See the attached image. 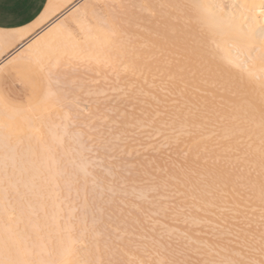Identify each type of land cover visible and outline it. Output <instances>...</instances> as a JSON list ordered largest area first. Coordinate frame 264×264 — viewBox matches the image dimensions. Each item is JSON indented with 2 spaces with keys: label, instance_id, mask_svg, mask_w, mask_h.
<instances>
[{
  "label": "bare ground",
  "instance_id": "obj_1",
  "mask_svg": "<svg viewBox=\"0 0 264 264\" xmlns=\"http://www.w3.org/2000/svg\"><path fill=\"white\" fill-rule=\"evenodd\" d=\"M82 1L72 5L70 7V10L68 9V12L65 14V16L66 15L69 16L71 14L72 18L70 16L69 20L73 21V19H75L73 17H75V15H76V17L79 15L78 18H76L77 20L75 19L76 21H74V22H76L75 24H77V26H79L80 28L82 27L81 29L84 31V35H85L84 41H86L88 43L91 42L90 44H92V45H90V46H93V48L95 47L94 51L92 49L93 53L90 52V54H89V51L86 52L89 55V57H87V59L90 58L89 64L91 62H93V65L91 63L89 65V67L93 66L94 68H96L98 66L97 69L100 71L101 70L103 71L104 68L105 69L107 68L106 69V70H108L107 72L110 73V71H111L110 74H112V76L109 75L108 73H106V75L113 77L112 79H115L114 76L116 74H117V76L118 75L121 76L119 78L117 77L118 78L117 82H119V84L115 85L114 84L115 80L113 82H111L112 81L111 77H109L110 78L109 79L106 75L104 76V72H106L104 70L102 72V74H103V77H105V78H103V82L105 84L102 82L103 83V85H102L103 90L101 89L102 91L100 90V92L106 93L105 88H107L108 86L109 87L112 86L111 84H108V83H113V85H115V86H113L115 88V91L117 89L116 88L117 86H121V87H118L119 89L122 88V84L120 83V80H122V79H126V80H124V82L126 81L125 83L127 85H129V87H130V85L132 86L133 82L136 83L135 85L133 84L134 86H132L131 90L129 88L130 92L132 93V94L131 93H129V94H131V95L126 93L127 91L129 92V90L127 89V86L125 87L126 91H125V89H123V92L125 91V93H123L121 89H120L121 92H118L120 95L122 93L124 95L127 94L126 95L127 97H124V98L129 99V101L124 100L125 102L123 101L124 98L122 100H119V101H121V103L123 101V103H122L123 105H121L120 102L117 103V104H119V106L117 104L115 105V97H117L119 95L117 92H116L117 94L113 93V95H115L114 97L112 96L114 98L112 101H114V102H113L112 106L110 103V106L113 109L112 111H114L113 114L115 113L114 114L115 118L118 117V115H119V117L117 119L120 118V121L119 120L116 121L115 118H114L115 119L114 121L116 123L117 122L121 123V126L119 128L122 131H120L119 128L116 126L118 123L116 124V123H114V121L112 123V118H109L110 116L105 114V110H103L104 112L101 111L102 109H105V107L103 108L102 105H101V108L99 107L100 110H98V112L100 111V113H98V114H102V116L101 115L98 116V114H97V117H95L96 119L98 117H100L102 120H104L105 117L107 116L106 118H109V119H106L104 121L112 123V125L107 124V125H110L107 127L108 129L106 127L102 128V130L105 129L102 131L103 133H105V135H104L105 140H103L104 138L102 137L103 133L101 135L98 134L99 132L97 133V135L100 138H102V140L104 142L108 141L107 142L108 145H106V142H105V146H107V147H105L107 149L106 153H108V152L110 153V154L108 153L109 155L106 154L107 157L108 156L109 157H115L114 156V155H116L115 153H117V155H118L119 151H121L120 153H122V155H123L124 154L123 150L126 149L125 151H128V149L131 148L132 146L136 149V152L138 153V150L141 149V148L140 149H138V148L140 146L142 147V145H141L142 142L146 138H148L147 135L149 134L150 131L152 132L153 129L156 131V133H158L157 131H159L158 135L157 134H153V135L154 136L157 135L159 137V134L161 133L160 134V136H161L160 140L164 139L163 141H166L167 135H171V133L169 131L173 132L172 134L174 135V137L169 136L170 138L167 137V140H171V138H174V141L173 140L166 141L165 147L168 144L171 145L173 142H176L177 146L174 143H173V145H171V147L175 145L174 146L175 150L173 149V147H172V149L174 151H176V153H178L177 152L178 149L181 150L183 148L182 150H185L186 148H189L188 153L187 152L185 153L187 158L185 157L184 154H183V157H181V158H183V160L181 158H178L179 156L177 157L178 154L177 155L175 154L176 155L175 157L178 158L177 160L180 159L179 161H181V164L184 162V159L186 158L185 162L187 164L186 167H188V168L186 169V171H182L181 174H177L175 176V180L177 179L175 182V184L177 185L175 187V189H177L179 186L180 189H178V191L181 193L179 194L177 190L176 191L178 194L176 192H174L175 190L171 191L173 196L178 195L180 197L182 195L180 199L185 200L186 202L184 201V203H182L183 201H181V203H180V200H179V198H177V196H175L174 198H176L177 201L179 200L178 203H177V201L175 202V200L172 196H171V199L174 200V203L172 202V200L169 201L170 198H168L169 197L168 195H170L171 192L169 194V192H168L169 187L166 188V186L163 184L164 183L163 180H165V182L168 181L169 178H166L167 177L166 175H168V177H170L172 179L171 175H173L174 171L170 172V170L172 171V169L175 168L176 164L179 162H176V164L175 163L172 164L170 162L171 159H169V158H171L170 154H169V157H167L168 155H166V154L164 155L163 153L162 154L164 156H162V154H160V155L158 154L159 152L164 151V150H162V148L164 149V147L162 146L161 141H160V143H161L160 146H158L160 143H158V145H157L156 142H154V141H153V143H155V144H153L152 140L149 141V143L147 142V140L144 141L147 144H145L143 142L144 143L143 146H146V145H149L152 143L153 145H155L157 147V149H158V147H161V151L158 152V150H160V148H159L157 150V152H155L156 150L153 149L154 146L152 144L150 147L152 150H148V148L145 149L144 147H142L143 151H145V152H142V150L139 151L140 155H139V153H138V155L141 157H138L139 159H137V160H139L140 162L135 159V157H137L138 155L135 156V152H134L135 149L133 150V147L131 149H129L130 151L133 150V152L131 151L132 152L131 153L129 151L128 153L130 156H131V154L134 153L133 155L135 157L134 156L130 157L129 155H126L128 153L125 152L126 153L125 155L130 158V159L128 158L130 160V162L128 163V161H129L128 160L127 163L128 164H130V163L134 164L135 166L132 165L131 167L130 166L128 167L126 162L124 163V161H120L121 160L120 158L122 157V155H118L119 157L120 156L121 157L120 158L116 157L117 161L114 162L115 164L113 163V165H112V166H114V168L116 167L115 165L118 166L117 167L118 169L115 168L117 170L116 172H117L118 176H116V172L113 171L114 169H112L111 170L112 174L115 172V174H113L112 177L114 179H116L117 177L118 178L123 177V175L121 176L120 174H122L124 172L125 173L129 172L128 169L129 168L132 169V167H133V170L134 169L135 170L140 169L139 172L137 170L136 171L132 170L133 173H131V175L136 174V173L138 174L140 172L145 171L142 174L144 176L145 173H147V175H145L146 180L150 177H154V179L158 180L157 183L162 185L161 188L164 185V187L167 189V190H164V194L162 193V195L160 197L164 196L166 198L168 196L166 198L168 202L166 201L165 198L163 199V197H162L163 200L158 201V203L161 202L160 205L162 204V201H163V203L164 202L166 203V205H165L166 207H169L172 209L173 206H175L176 209L175 208H173V209L177 210V211H178V209H180V212L183 209L180 208L179 204H181V206L185 205L184 206L185 208L187 207V205H190L188 207L189 211L192 210L191 211L192 214L188 216V218L190 220L186 216H185L186 218H184L186 220H184L183 218L180 219L181 216H183L182 213L184 212V210L181 212V214H180V212L176 211L179 214V216H177V213L174 210H171L168 208V210H170V212L167 213L168 211H164V209L162 210V207L164 206L163 204H162V206H159L158 203H155V204H158L156 206L160 207V208H158L159 211H158V209H156L158 211L157 215H161L162 212L164 211V214L167 213L168 215L169 214L171 215L169 217H172V216L175 217V218H171L172 220L170 221L169 217L166 215L167 218L165 217V223L168 226L166 228V224L165 223L162 224V222L160 220L162 217L164 218V216L163 215L160 216L159 217L160 219L158 220L159 224H158V221H156V225H159L158 228L161 227V224L162 225L165 224L161 228L162 229L165 228V230L167 229V231H168V230L172 229V228L169 229V227L172 223H175L174 219L177 218L176 219L177 221L178 220H184V221H178V223L180 222V225L182 226L181 228L177 222H176V224L178 226L175 224L171 225V227L175 226V228H173V230H171V231H173V234H174L171 236V238L174 237L173 239L176 238L175 240L177 241V239L180 236L179 239H181L182 241L184 240L183 243H181V244H183L182 249H183V246L185 245V242L187 241L186 247H188V250H192V251H190L191 254H194L193 253L194 250H198L197 259L200 258L201 259V260L199 259L200 261L197 259H194L193 255L190 256L191 254L189 252H187L188 250L186 251V249H185L184 251H185V253H189L190 255L189 254L187 255V254L183 253V251H182V256L187 257V258L185 257L187 260V261L186 260L185 261L188 262L189 264H191L192 262H193V264H199V262H201L200 264H202V263L210 264V262H213V261L216 262V264H229V262H235V264H264V221H263L262 227L257 228V227L249 226L253 222V220L250 218V216L257 215V213H258L257 211H254L256 209H260L261 211H263L262 216L264 219V101L261 100L260 91L258 88V81L262 76H264V0H199V3L209 6V7L201 8V9L186 8L185 5L189 4L191 2V0H120V1L118 0L120 2L119 3L120 6L117 5L118 2H116L117 4H115L116 0H113L114 4L117 5L116 7H119V9L117 8L118 12H114V13H116L117 18L119 20V26L117 27L115 32L112 31L111 25H109L108 27H103V26H100L97 23V21L92 22L91 25L84 23L83 22V14H84L85 8L82 7V5L83 6L86 5L84 3H85V1L87 3V0H82ZM92 1L94 2L96 0H92ZM97 1H99V0H97ZM104 1H106V0H104ZM113 1H111V2L113 3ZM95 3L97 4V2H95ZM108 3H110V2H108ZM108 3L106 2V5ZM112 3H110V4H112ZM69 4H71V0H61L60 5L58 4L57 7H53L50 4L51 7L48 8L47 15L43 16L42 19L40 20V22L36 26H34L32 29L19 31V32H16V34H13V36L11 37L12 41L14 42V43L11 42V44L13 43L12 46H11V44H10V46L9 45L7 46L8 43L6 44L5 41L3 42L1 40V42H3L2 47H7L4 49L2 48V50L3 51L5 50L7 52L9 49L12 50V47L14 45H17V44H15V41H17L16 43H20V41H22L23 39L25 40V38H27L31 33H34L33 32L34 30L36 31V29L40 28L42 25H44L49 20V18H51L55 14H58L59 12H61L67 5L69 6ZM100 4H101V2H100ZM106 5L104 4V6H106ZM73 6H75V7H73ZM108 7H110V6H107V8ZM96 9H98V8H96ZM96 9H94V10H96ZM108 9H110V8H108ZM88 11L90 12L89 8H88ZM91 11L93 12V9ZM92 12H90V14H92ZM97 12L98 11L96 10V13ZM102 12H104V11H102ZM109 12L106 15L109 16L110 15ZM111 13L113 14L112 10H111ZM116 15L114 14L115 17H116ZM65 16L57 17L56 20H54L53 22L48 24L45 28H43L42 31L37 36L35 35L36 37L33 40L30 39L31 42H28L27 44H25L23 46L26 49L25 52L22 50L23 48L21 50H19V52H20L19 55H18V53L15 52L17 54L16 56L21 55V57L16 58V56H15V58L21 59L26 54V56H27V58L25 56L26 60H28L30 58L33 60V59H36V57H38L37 59H40L39 56L42 55V57H43L44 53H45L44 59L46 57L50 58L52 53L60 54V55H58L60 57L62 55H65V54H61V53L64 52V53L68 54L69 52H71L70 50L72 48L74 50L77 49L76 52L79 51V53H81L82 50H79L78 46L77 47L75 46V45L80 44L79 41H78V44L75 43L77 41V39L71 40L74 42L75 48L74 47L70 48V45H68V43H66L67 47L63 46L64 42L68 38L67 36H69V34H70L72 26H74V25L71 26L69 23H67V21H66V23L68 25L64 23L65 21L62 22V19ZM196 16H199L201 18L202 24L198 25L195 23L194 19H192V18L196 17ZM212 16L215 17V20H213L211 18ZM93 19H94V17H93ZM81 24L83 26L84 25L85 26L83 27ZM143 33H145V35ZM35 34H36V32H35ZM151 35H153V37ZM4 40H6V39H4ZM8 41L10 42V40H8ZM68 41H69V39H68ZM4 45H6V46H4ZM20 46H22V45H20ZM80 47H82V46H80ZM42 49H43V52L45 51L44 53L41 52ZM45 49L47 50V52ZM73 49H72V51H74ZM2 50H1L2 53L0 52L1 53L0 57L2 56V54L7 53V52L4 53ZM22 51L25 53V54L22 53L24 56H22V54H21ZM38 52L39 53L41 52L42 54L40 53V55H39ZM12 53H14V52H12ZM74 53H75V51L73 53L71 52V54H74ZM77 53H75V56ZM37 54L39 56H36ZM69 54L67 55V57L69 56ZM84 54H81V55H84ZM77 55L79 56L80 54H77ZM86 55H85V57H86ZM34 56H36V57H34ZM71 57H74V55H72ZM76 57H74V58H76ZM13 58H14V56H13ZM52 58L53 57H51L50 59L52 60ZM74 58H72V60H74V64H75V60H77V59L79 60L80 57L79 58L77 57L76 59H74ZM91 58H93L94 60ZM95 58H96L97 62L95 61ZM22 59H24V58H22ZM54 59H56V58H54ZM42 60H43V58H42ZM42 60L40 59V61H42ZM70 60H71V58H70ZM5 61H7V60H5ZM44 61H46V60H44ZM48 61L49 60L47 59V62ZM61 61H62V59H61ZM0 62H2V60ZM47 62H45V63L47 64ZM5 63H8V62H5ZM5 63H1V64L3 65ZM79 63L82 64L83 61L79 62ZM81 64H79V65H81ZM65 65H67V64H65ZM84 65H87V64L85 63ZM87 66H86V68H87ZM108 67H109V69H108ZM63 70H66V69H63ZM112 71L115 74H113ZM121 73H123L125 75H123ZM122 75L125 76L126 78L125 77L122 78ZM249 75L251 76L253 81L257 82V87L255 89L242 87V84L247 83ZM127 77H128V79H131V80H128ZM107 79H109L111 81H108ZM127 80L131 81L132 83H130V82H129L130 84L127 83L128 82ZM105 81H108V83L106 84ZM143 82H144V84L142 87ZM137 83H139V86L137 85ZM104 85H108V86H104ZM124 86L125 85H123V87ZM135 86H138V87H135ZM141 87L144 89V91L142 90L141 94H140V92H139V94H134V93H138V91L134 92L132 90H134L135 88H136L135 90H137V89L140 90ZM119 89L117 91H119ZM142 92L144 93L143 95H145V96L147 95V96L143 97ZM134 95H137V96H134ZM0 96H1L0 97V112H1L0 113L1 114L0 115V125H1L0 127L3 129V134L6 133V135H7L9 133L7 136L4 135L5 137H2V138H4V140L2 139V141L5 142L7 139H9V136H11V134L13 132H14L13 134L15 136H13V134H12L11 137H13V138L10 137L11 140L9 139L10 142L7 141L8 144L14 143V141H12V140H17L15 142L17 144L18 140L24 136L21 134L22 133L21 130L16 128L17 125L15 123L18 122L17 120H20V122H24V120H25V122L27 124L30 123V126H29L30 129H28V132H25V133L26 134L30 133V132H32V130H33V133L28 134L27 137L28 136H34L35 135L34 132L39 131V132H36V135H37V133H39L38 136H36V135L34 136L37 139L39 136L44 137V134H45V138H43L44 140L38 139L39 142L43 141L45 143V141L46 142L50 141L52 138L57 139V136L55 137L56 133L52 134L50 129L44 128V127H46L47 124H45L46 121H42L41 112H40V110L36 109L37 106L35 108L37 110V113L33 112L34 115L33 114L31 115L32 111H30L31 113H29L30 114L29 115L27 113V111L20 112L21 111L20 109L16 110V108H13L11 105L5 103L4 98H2L1 94H0ZM101 96H102V94H101ZM138 96H139V98L137 99ZM103 97H105V96H103ZM119 97H122V96H119ZM132 97H135L136 100ZM106 98H105V100H106ZM130 98L132 99V102H133V100H135L133 102V104L130 103V101H131ZM142 98L143 99L145 98V99L143 100ZM98 100H96V101L98 102ZM138 100H139V102H138ZM140 100H141V102H140ZM142 101H145V102H142ZM126 102H128L130 104V106L133 105V108H131L132 106L131 107L125 106V104L129 105ZM135 102H137L138 104L141 103L139 105H141L140 109H143L142 110L143 113H141V111H137L136 112L137 115H135V114H132V115H133L134 119L136 117L137 120L136 119L135 120L138 123H140V124L143 123V125L141 124L142 126H144L143 128L140 124H135L137 122L132 123L135 120L132 118L131 114H130L131 117L128 116L130 118H128L127 116H124V115H126L125 114L126 111L129 112L128 110H132V109L135 110L136 109V108H134L137 106V105H134ZM46 103H48V102H46ZM144 103H145V105L147 104L148 106L145 107ZM55 104L57 105V103H55ZM41 105H42V103H41ZM41 105L39 107H42ZM56 105H54V107ZM114 105L116 106L115 108L117 109L116 112H115L116 109L114 110V108H113ZM139 105L137 108H139ZM120 106H121V108H120ZM123 106H125V107H123ZM44 107L49 108L48 105L47 106L44 105L43 108ZM126 107H128V108L130 107V108L128 109ZM124 108L126 109L125 112H124ZM165 109H169L168 112H166ZM119 110H120V113H117V112H119ZM38 111L40 113H38ZM122 111H123L124 115H122L123 113L121 114ZM28 112H29V109H28ZM44 112H45V110H44ZM148 112L152 113L151 114L152 116L154 115L153 117L151 116L152 120L157 116V119H154L153 122H152V120L151 121L147 120L148 122H150L149 124L145 120V119H148L145 117V115L147 116V114H145V113H148ZM106 113H108V112H106ZM95 114L96 113H94L93 116ZM120 114L124 117L121 118ZM127 114L129 115V113H127ZM139 114L141 117L140 116L137 117ZM158 114L159 115L165 114L164 117H168L167 121H165L166 118L164 119V117L162 118V115L160 117V116H158ZM142 115H144V116H142ZM38 116H40V120L42 122L40 121L41 123L39 122V123H37L38 124L37 125L35 122L38 121V119H39ZM42 116L45 117L44 114ZM103 116H104V119L102 118ZM149 116H150V114L148 115V117ZM143 117H145L144 120H142ZM34 118H36V119H34ZM100 118H98L97 120L100 121L101 120ZM131 119H132V121H131ZM139 119L142 121H140ZM21 120H23V121H21ZM13 121H15V122L13 123ZM98 121H97V123H98ZM104 121L103 122L100 121V122H102L103 125L101 123H98V124H101L100 126L97 125V123H96L97 127L104 126ZM126 121H129V122L126 123ZM43 122H44V124L41 125ZM18 124H19V122H18ZM83 124H85V123H83ZM123 124H125V126L130 124L133 127L130 125H129L130 127L126 126L129 128L128 129V128L124 127ZM4 125H5V127H4ZM137 125H139L141 128L138 127ZM145 125H147V126L145 127ZM167 125H168V127L166 130H169L168 131L169 133L166 132L167 133V135H166V133L163 134V132H161V130L165 131L163 126H167ZM6 126L8 127V129ZM37 126L38 127L40 126V128H37ZM88 126H90V125H88ZM111 126L114 130L111 128ZM150 126L153 128H151L152 130L149 131L147 129H148V127L150 129ZM134 127H135V129L137 127H138L137 129L140 128L139 129L140 131L142 129H143V131H145V129H146L145 132H138V134L139 133L141 134L140 135L141 137L146 136L145 139L142 140L141 144H139L140 141L135 142L137 140L134 141L136 144L131 143L132 141H130V140L132 138L127 137V136H129V135H127L129 131L135 130V129H133ZM1 128H0V133H1ZM41 129L42 130L44 129V131H42ZM46 129L49 130L47 135L49 136L51 134L50 139L47 138L48 136L46 135V132H47ZM117 129L119 132H121V134L123 132V135L126 134V132H127L126 137L128 139L130 138V140H128L124 136L123 138L124 139L126 138V139L125 140L121 139V142H122L121 143V142H119V138H121L120 135H118V136L116 135V136H114L115 137L114 138L112 135L115 134L114 133L115 130L117 132ZM106 130H108V131L110 130L112 132L111 133H110V131L106 132ZM15 131H18L20 135L18 134V132H15ZM97 131H101V129L99 128V130H97ZM52 132L54 133V130ZM135 132H136V130L133 131V133H131V135L133 134V135L139 137V135H137ZM16 134H18V135H16ZM23 134H24V132H23ZM26 134H25V137H26ZM110 134H112V135H110ZM162 134L164 136L166 135L165 138H163V139H161ZM107 135L109 137H111V139L114 138L115 141H117L116 138L118 137V141L115 143ZM153 135H150L149 138L151 136L154 137ZM17 136H18V138L19 137L20 138L18 139ZM61 136H62V133H61ZM135 136L133 138H135ZM25 137L21 138L22 140L21 139L19 140L20 144L22 142H24L23 144H26L25 142L28 141L29 137H28V139ZM66 137H65V139H66ZM46 138H47V140H46ZM58 138H59V141H58V139L57 140L55 139V142L57 141V143L58 142L60 143L61 138L60 137H58ZM107 138L109 140L113 141V143H115L114 145H116V147H114V145L112 144V149H111V147L109 146L110 145L109 140ZM142 138H144V137H142ZM24 139H25V141H24ZM65 139H63L62 142ZM20 141H22V142H20ZM51 141H53V139ZM157 141L159 142V139ZM118 142L120 143V147L123 144L125 145V143H131L132 146L130 144H127L125 146H122L121 148H123V149L120 150L121 148L119 147ZM167 142H170V143H167ZM220 142L222 144L223 143L225 144L226 150H228L229 152L231 151V154H229V157L234 156L233 162L237 164V169L239 171L238 178L236 180L231 179L227 175V163L226 162L220 163V164L214 166L213 168H210L209 165L205 162V157H204L203 153L205 151H209L213 145H215V147L216 146L220 147V145H219ZM16 144H14L13 147L14 148L16 147V149H17V146L18 145L20 146V144H17V145ZM46 144L43 146H38V147L28 146V148L29 149L41 148V150L44 148L43 153L37 154L35 152L37 157H39V156L51 157L52 155L50 156L48 153L44 154V151L47 152L46 147L48 146V148L50 149V146H52V145L46 146ZM60 144H59V146H60L59 148L64 149V147H63L64 145L61 144L62 145L61 146ZM101 144L99 146H101ZM129 145L131 147H129ZM137 145H139V146L135 147ZM0 146L2 147V145H0ZM3 146L7 147L8 145H3ZM19 146H18V148H19ZM21 146H22V144H21ZM26 147L27 146L24 145L23 147L20 148V150L21 149L25 150ZM117 147H119V148L116 151L115 148L117 149ZM176 147H178V148L176 149ZM9 148H10V145L6 149L10 150ZM56 148H58V145ZM146 150L151 151L152 153L151 152L150 153L151 154L154 153V154L152 156H150L151 154H149V155L146 154L147 153ZM182 150H181V152H183ZM113 151L115 152L114 154L112 153ZM165 151L166 152L168 151L167 147L165 148ZM165 151H164V153H165ZM23 152H25V151H22V153ZM6 153H8V155L11 154V153L9 154V152H6ZM22 153H20V154L18 153L19 154L18 157L20 155H21L20 157H23L22 155H25L26 157L29 155V154H25L26 152L23 154ZM142 153L143 154L145 153L146 157L142 156L141 155ZM155 153H157L161 158L158 155H155ZM31 154H30V156H35V154H32V155ZM41 154H43V155H41ZM1 155L4 156V154H1ZM1 155H0V159L2 157ZM8 155L7 156L5 155V157H10ZM12 155L14 156L13 153H12ZM12 155H11V157H13ZM63 155L68 156L65 153H63ZM125 155L123 156L124 158H126ZM154 155L156 158L154 157ZM15 156L17 158V155H15ZM149 156H150V158H149ZM133 157H134V159H133ZM142 157H144L146 159V161H148L149 163L152 162V161H149L150 159L151 160L154 159L155 163H152V164H157L158 166L157 165L156 166L160 169L162 168V170H163V166H164V170L168 173V174H166L165 171H161V172H164V175H165L164 179H162V177H161L163 174L162 173L160 174L159 172H157L158 170L156 172L159 173V175L156 174L155 171H150L151 168H152V170H154L157 167L154 168L153 165H151L152 167L151 166L149 167L148 165H150V164L148 162L146 164V161L144 160V158L142 161V159H141ZM151 157H154V158H151ZM163 157H165V158L167 157V160H170V161H167L166 159L164 160ZM131 158L133 160H131ZM157 158H158V160H157ZM173 158H172V160H173ZM195 158H198V159H195ZM147 159H149V160H147ZM159 159H161L162 162L166 161L168 163L164 162L163 166H162L161 162H160L161 160H159ZM194 159L196 161L198 160L199 166H197V168L195 167L194 169L189 168L190 165H193L194 163H196V162H193ZM37 161L36 162L35 161H32V162H30V161L29 162H26V161H23V162L22 161L21 162L5 161L6 163L8 162V165L10 167L9 166L6 167L7 164H5V162L4 163L1 162L3 165H5V167L0 165L3 167L2 169L0 167V172H1V174L4 173L0 177V261L12 258V259H17L19 261L24 262V264H163V263L167 264V260H166V258H164L166 256H167L168 261H172L170 259L171 258L170 255H172L173 259H174V257L176 258L178 256V258L174 259V260L181 259L180 258L181 256L179 255V254H181V252L179 253V251L182 250L181 248H179V246L181 247V244H179V246L175 245L176 250H179V251H177L178 254H176L175 252H173L175 250L173 241L172 240L168 241V239H166V241H167V243H166L165 240H162L163 235H164L162 232L166 233L165 230L160 231L163 235L159 232L161 234L160 236H162V238L160 240H162V242L165 241V243H166V244L164 243L165 245H167V244L171 245V243H168V242H172V244H173V245H171V247L173 246L172 249H170L171 247L169 245H167L168 248H166L165 245L163 243H161V241H159L158 238L157 239L155 238V239L158 241L159 245L161 244V247L162 246L164 247V249L166 248L167 250L168 249H170L171 251L173 250L172 251L173 253L169 250L170 251L169 254L167 252H162L164 250L163 248L161 250L162 253L168 254L170 256V258L168 257V255H164L162 253L160 255V252L158 250L157 251L159 253L156 251L155 247L157 244H155V243H157V241H155V239H153V238L152 239L149 238L146 229H144L148 224L147 222L152 221L151 220L152 218H150L151 213L154 212V210H155V209H153L154 207L151 208V207H149L150 205L147 206L148 203L146 201V197L148 198V196H151L153 194V193H151V191L149 194V189L151 188L150 187L151 185H149L151 183L149 181H151V180L148 181L149 182L148 184H147V181L145 180V183H146L145 184V183H143L144 182L143 179L145 178V176H144V178H143V176L141 177V175H137L138 177L135 175H133L134 177L131 176V179L133 178L132 180H134V178L136 179V180H134V186L138 183H143V184H145V187H144L145 190L148 189L147 190L148 191L147 196L144 195V193H147V191L143 193L142 196H145V198L143 197V199H145V200L142 201V198L137 197V195L141 196L140 193L142 194V192L145 190H144V188L139 189L138 187H136L138 185L135 186L134 190H136L137 192L140 190H143V191H140L139 194L137 193V195L133 193V195L134 196L136 195L135 197H137V198H135L133 195L131 197L132 199L128 198V196H129L128 191H130L129 188H132L129 194H132V192H134L133 187H131V186H133L132 182H131L132 184L130 185L129 188H127L128 190L126 189V191L122 190V189H125L123 187H119V188H122L121 190L117 187V186H119L117 181H114L115 186L113 185L114 183L111 184L112 188H113V186L116 187V188L112 189L114 191L111 190L112 193L114 192V193H118L119 195L121 194L120 196L123 195L122 191L124 193H127L125 195L128 199L123 196L124 199L126 198L124 200L123 197L117 196L118 194L113 193V195H112L111 192L109 191L110 190L109 187L106 188V186H110V185L106 184L105 182H107V181L113 182V179L112 180L110 178H108L110 180L99 179L98 181H95V183H94V180L87 179V181L91 180L93 182L92 183V182L88 181L90 183V185H93L94 187L97 185L95 188L98 191H96V189L94 187H93L94 189L92 187L89 188V190L90 189L92 190V192H91V190H90V192L93 193L92 194L93 195L92 200L94 198H97L98 200H100V197H103L105 195L107 197L105 196L106 198L103 197L101 199L103 203L101 202V200L100 201L97 200V202L96 201L93 202V201H91V199H90V201H84V199H87V200H89V199L86 198L85 196H82L81 194H82V192H84L85 187L87 188L88 186L85 185L84 188H80V186H78V184H76V185L74 184L75 183L74 180H76V178L75 179L74 178H68V180H70V182L74 181V183H72V187H71V185H70L71 183L68 180H66V178H64V177L63 178H60V177L56 178L55 174L63 171V170L61 171V166H60V164H62L63 162H61L60 164L57 162L59 166H57V163L55 164V162H54L53 164H55V167L51 166V169L53 168V170L51 172L50 167H48L49 165H53L51 163V161L50 162L47 161L48 164L46 163V161L43 164H42V162H44V161H41V163H39L40 161L39 162H37ZM132 161L133 162L135 161L137 163H135V162L132 163ZM142 162H145L144 165L148 166L150 169L148 167L144 168L140 165H138L139 166V168H138L137 164H141ZM173 162H174V160H173ZM64 163H67V162L64 161ZM71 163L73 164L74 162H71ZM181 164H179V166ZM67 165H70L73 167V165H71L70 162H69V164L67 163L66 166ZM119 165L120 166L122 165L121 166L122 169H123V165H127L126 166L127 170H126V167H124V170H123L124 172H123L122 169L121 170L119 169V168H121ZM165 165H166V167L169 168L168 170L165 167ZM168 165H171V166L169 167ZM172 165H175V166L173 167ZM57 167H58L57 170H59L58 172L55 170ZM141 167L143 170L141 169ZM6 168H7V170L5 171ZM74 168H75V166H74ZM3 169H4V171H2ZM76 170H74V171H76ZM53 171H56V173H54ZM46 172H47V174H46ZM48 172H50L51 174L54 173L53 175L55 177ZM64 172H67V171H64ZM101 172H102V170H101ZM134 172H136V173H134ZM73 173H75V172H73ZM150 173H152V174L155 173L156 175L155 174H154L155 176L152 174L150 175ZM5 174H6V176H5ZM39 174H41V175L43 174V176H40ZM44 174H45V176H44ZM148 174L150 175V177H147V176H149ZM50 175L53 177H48ZM119 175H120V177H119ZM3 176H5V177H3ZM118 178H117V180H118ZM137 179L139 180V182ZM159 179H162L161 182H163V183H161L159 181ZM171 179H170V182H168V183L166 182L167 186H168V184H171ZM82 180H81V182L85 183ZM100 180H102V184H104V186L103 185L101 186ZM103 180H104V183H103ZM154 181H153V183H156V181L155 182ZM67 182L70 183L69 184L70 186L69 185L67 186V184H68ZM99 182H100V184H97ZM116 182H117V184H116ZM135 182H136V184H135ZM159 184H157L159 186L158 190L160 189ZM172 184H174V183H172ZM73 185H75L74 188H73ZM98 185H99V187H98ZM139 185H141L140 188L144 186L142 184H139ZM147 185H149L148 187H150V188H148ZM76 188L77 189L79 188V190H80V191L79 190L75 191V192H80V193H78V194H80L78 196H77V193L75 194V192H74V189H76ZM100 188L101 189L103 188V191ZM136 188H138V189H136ZM105 189H108V191ZM115 189L120 190L121 193L118 191L115 192ZM171 189H169V190H171ZM70 191H73L72 194L73 195L75 194V196H74L75 198L71 195L69 197V198H71V200L67 201L68 198L66 199V197H68L69 195L68 196H66V195L68 192L71 194ZM99 191L101 193L103 192L104 195H102ZM98 192H99V194H98ZM107 192L108 193L110 192V193L108 194ZM161 192H162V190H161ZM161 192H159V193L161 194ZM95 194H97L96 197H95ZM107 194L110 197L112 195V197H111L112 199H109V200H114L112 203H111V201L109 202L108 200L106 202L103 201V199L106 200L109 198V196ZM165 194H167V195H165ZM64 195H65V198H64L65 201L63 202V201H61V198H63ZM83 195H85V194H83ZM76 196H77L78 202H75L73 205V203H72V202H74L73 199H75V201H77ZM79 196L83 197L84 199L78 198ZM116 196L118 198L117 199L118 201L116 200ZM139 198H141V200ZM129 200H131V201H129ZM132 200L134 202L139 200L140 202H143V203L140 204V202L138 203V201L133 203ZM66 201L68 203L70 202L71 204L68 206V203H67V205H66L65 204ZM79 201H82L83 204L85 202V204H84L85 206H83L85 208L87 207L86 205H88V202H91V204L90 203L89 204L93 205L94 208H91L93 206L89 205L91 209H88V207H89L88 206L86 209L80 207L81 210H79L77 208L81 205L75 206V204L81 203ZM115 201H117V205H116ZM92 202L94 204L99 203V202L102 204L99 203L100 206H98V204L95 206ZM114 202H115V204H114ZM118 202H119V204H118ZM121 202L123 204H120ZM127 202L128 203L132 202L133 206L130 204L131 206L129 207V204H128L127 207H129V208L134 207V209H137L134 206L135 204L137 205L138 209H140L139 208L140 205H141V207H144L143 206L144 203L146 204L147 208L144 207L142 209H146L147 212L149 211L150 217L149 216L146 217L145 214L147 212L145 214H141V215H142V217L143 216L146 217V223L147 224L145 223V221H142V219L145 220V218L144 217L142 218L141 215L139 214L140 212H144L146 210H142V209H141V211L135 210L136 212L132 213V215H131L130 213L133 212L134 210L128 209L130 211V212H128L127 208L123 209L124 207H126L124 205ZM107 203H108V205H106V208L108 206L115 208V206H116L115 210L117 208L120 209L119 212L117 211L118 209L116 211L119 213V214L117 213V215L122 217V218L119 217L121 220L120 219H114V218H116L115 217L116 216L115 210L114 211L111 210V212H113V213L110 212V215H109L110 218L108 217V215H106L107 214L106 212L108 211V209H112V208L108 207V209L106 210L105 204H107ZM167 203H169V206H167ZM170 203H173L174 205L170 206ZM175 204H177L179 208L176 207L177 205H175ZM224 204H230L231 206L224 208V206H223ZM119 205H120V207H119ZM121 205H123L124 207H122ZM70 206H71V208H73L74 206L75 207L78 206L77 208H74V210L76 209L79 212L77 211L76 215H75V213L73 214L71 212L72 209L70 208ZM165 206H164V208L166 209ZM99 207H100V209H101V207L104 208L103 210L101 209V211H102L101 213H99L100 212ZM190 207H191V210H190ZM95 208H97V209H95ZM150 208H151V210H150ZM121 209H122V214H124L127 211L132 217L129 218V215L126 213L124 215H121ZM221 209H224V210L217 212V210H221ZM83 210H88V211H84L85 212L84 213V212H82ZM91 210H94V211L91 212ZM95 210L96 211L99 210V212H96ZM104 210L106 212H103ZM160 210H162V211H160ZM188 210L187 211L185 210V211L188 212ZM86 212H88L87 221L85 220V218H87V216L85 215ZM95 212H96V214L93 216V213H95ZM114 212H115V215L112 216L114 214ZM171 212H173V215ZM186 212H185V215L186 214L188 215L190 213V212L189 213H186ZM82 213H84V214H82ZM98 213L100 215H102L103 218L106 217L105 223L108 221V223L112 225L111 226V225L107 224V225L111 226L110 227L111 229L109 228V230H108V228H107L108 226L105 225L103 218H101L100 215L97 216ZM102 213L103 214L105 213V214L103 215ZM136 213H137V215H134ZM154 213L156 214V212H154ZM234 213H239L241 215V218L243 219L238 224H234L232 222V219L234 218ZM89 214H92L93 218L90 217L91 215H89ZM155 214H153L152 216H156ZM77 215H79L78 218L76 217ZM83 215H85V216H83ZM123 216H125V218L128 217L129 219L128 218L127 219L130 222H127V219L125 220ZM135 216H137V217H135ZM190 216H191V218H190ZM79 217H82V218H79ZM83 217H85V218L83 219ZM97 217L99 218V220L97 219ZM133 217L136 218L135 222L138 221L136 225H140L142 222L145 223L146 226L144 225V223L140 225L141 227L138 226L139 229L142 228L144 230V232L146 231L145 233L142 232L145 235H142V233H139L141 231L133 228L135 225V223L133 222V219H134ZM148 217L150 218V220ZM157 217H156V219H158ZM100 218L102 219L104 224H102V221H100L101 220ZM111 218H113V219H111ZM137 218H138V220H137ZM81 219H83L85 221V223H89L88 221L93 220V221H91V224L93 223V225H90V223H89V226H87L88 224L86 225V224L82 223ZM94 219H97L98 221L95 222ZM123 219L126 221V223ZM139 219H141L142 222ZM156 219L154 217V220H156ZM112 220H114V221L118 220L119 223L115 222L116 224H120V223L122 225L127 224V226L124 225L125 227H123L121 225L122 226L121 227L120 225L115 224L118 227H114L115 226L113 223L114 221L112 222ZM131 220H132V224H131ZM166 220H167V222H166ZM99 221L101 223L100 225H98ZM110 221H111V223H110ZM162 221H164V219H162ZM185 221H187V222H185ZM123 222H124V224H123ZM95 223L97 224L96 227H98V229L93 227L94 225H96ZM133 223H134V225H133ZM169 223H171V224L168 225ZM186 223H188V224H186ZM129 224H131V225H129ZM182 224H186V227H184L185 225H182ZM101 225H104L107 227L105 228L104 226H101ZM128 226H129V228H128ZM113 227L114 228H120L121 230H122V228L123 229L125 228L126 232L124 230L123 231H124V233H126V234H124V235H126V237H127V233H129L128 234L129 236H130L131 232L134 233V231H132V230H135V232L136 231H139V232L134 233V235L131 233L133 235V236L131 235L133 238L130 236L132 238V240L129 236L127 237V238H129V241H127V242L130 244H132L131 242L136 239L133 242V244L129 246L128 244H126L127 242H125L126 237L123 238L124 235L121 234V233H123V231H120L119 229H113ZM103 228L107 229V231H105V229L103 230ZM126 228H128V229H126ZM176 228H179L178 229L179 231L181 230L182 236L184 235L183 232L187 229L186 230L187 233L185 232L186 237L183 236V237H185V239H183V237L181 238V233H180V235H178L179 231L175 230ZM182 228H183V230H182ZM130 229H131V231H129ZM142 229H140V230H142ZM99 230H102V231L100 232ZM114 230L120 231V232L118 231V233H120L119 234L120 237L122 235V237H121L122 239L119 238L118 235L116 236V234H118V233L114 232ZM103 231H105L104 233L109 236L108 240H107L110 242V243L109 242L107 243L109 245L106 244L105 239L107 238V236L103 233ZM149 231H150V229H149ZM108 232H110L111 234ZM99 233L100 234L102 233L105 237L102 234L100 235ZM113 233H116V234L113 235ZM146 233H147V235H146ZM135 234H136V236L138 234H139V236L142 235L143 236V237L141 236L142 239L141 238L138 239L139 236H137V238H136ZM201 234H203V235H201ZM204 234H205L206 238H205ZM157 235H159V234H157ZM166 235L167 234H165L164 239L167 238ZM177 235H178V237H176ZM209 235H210V238L209 237L207 238V236H209ZM99 236H102V238H100ZM147 236L149 239L146 238ZM201 236H203V237H201ZM114 237H116L115 239H117V238H119V239L117 241H114V239H113ZM109 238L112 239L114 242L110 241ZM168 238H170V237L168 236ZM101 239H102V241H101ZM123 239H125V240H123ZM150 239L154 240L153 241L154 243H152V241ZM119 240L121 242H119ZM139 240H144V241L142 242ZM122 241H124L125 243H122ZM101 242L104 244L102 245ZM116 242L122 243V244H119V246H118L116 244ZM138 242H139V244H140V242H142L140 245H142L141 246L142 249H145L146 252L148 251V249L146 250V248L149 245H151V244L154 245L155 247L154 246H149V247L154 248V251L156 253H158V255H160L161 258H164L166 260V262L164 260L161 261L162 259L160 260V257L158 258V255H154L155 253H153L154 252L153 249H152V256L148 255V253L150 254L149 251L147 252V255L149 257L151 256L150 257L151 259L149 258L150 261L145 262V260H149V259H146L148 257H146L145 254L142 255V253L143 252L145 253V251L142 252V250H141V254L136 255V253H137L136 251L141 249V248L137 249ZM145 242L146 243L151 242V244L148 245ZM143 243H145L147 245V247ZM192 243L194 245L196 243H198V247L194 246ZM123 244L125 246H123ZM105 245L108 246V247L106 246V248H108V249L111 248V249L110 250L106 249ZM110 245L111 246L113 245V246L111 247ZM126 245H128L130 247L129 248L130 251L132 248H134V251L132 250V252L133 253L136 252V253L132 255L131 254L132 252L131 253L129 252L128 247ZM200 245H202V246H200ZM121 246L124 249L123 251H122ZM135 246H136V248H135ZM143 246H145L146 248ZM176 246H178V249ZM116 247L117 248L121 247V250H120V248L118 249L119 251H121L120 253H119V251L117 252V250L113 251L114 248L117 249ZM138 247H140V246H138ZM157 247H159V246L157 245ZM126 248H127V250H125ZM135 249H136V251H135ZM166 249L164 251H167ZM173 254L176 256L173 257ZM153 255H154V260L152 258ZM201 255L203 256L202 258H201ZM155 257L158 258L159 260H156ZM183 257H182V260L184 259ZM190 257H192L193 260ZM188 259H190L191 262H190V260L188 261ZM182 260L181 261L179 260L181 262V264H185L186 262L183 260L185 262L184 263ZM173 261L168 262V263L169 264L170 263L175 264V263H173ZM179 261L178 262L176 261V262L178 264H180ZM197 261H198V263H196Z\"/></svg>",
  "mask_w": 264,
  "mask_h": 264
},
{
  "label": "rangeland",
  "instance_id": "obj_2",
  "mask_svg": "<svg viewBox=\"0 0 264 264\" xmlns=\"http://www.w3.org/2000/svg\"><path fill=\"white\" fill-rule=\"evenodd\" d=\"M111 1H113V0H111ZM111 1H110V0H106V1H104V0H101V1L99 0V1H97V0H96V1L93 2L92 0H87V3H86V1H85V3H84V4H86V5H84V6L82 5V7L85 8V6H88V5H89V6H90V5H99L100 2H101L100 5H103V6H104V4L106 5V2H107V3H108V2L112 3ZM119 1H120V0H119ZM119 1H118V0L115 1V4H117L116 2H118V4H117L118 6H120V5H119V3H120ZM88 2H89V3H88ZM95 2H97V4H96ZM93 3H94V4H93ZM102 3H103V4H102ZM110 3H108V4L105 6L106 8H105V7L103 8L104 10H102V11H104V12H102L100 8L96 9V10L98 11L96 14H97V15H98V14H99V15H106V14H108V12L110 11L109 13H110L111 16L109 15V17H112V15L114 16V14L116 15V13H114V12H118L117 8L119 9V7H116L117 5L114 4V1H113L112 4H110ZM82 4H83V3H82ZM107 6H110V7H108V8H110V9H108ZM88 8L90 9V12H92V11H91L92 8H91V7H88ZM115 9H116L117 11H116ZM84 10H85V9H84ZM96 10L93 9V12H94V11L96 12ZM105 10H106V11H105ZM107 10H108V11H107ZM111 10H112L113 14L111 13ZM87 11H88V9H87ZM90 12L88 11V16L90 17L89 19H90L92 22H96V21H97V20H96V17L93 15V12H92V14H90ZM101 12H102V13H101ZM105 12H106V13H105ZM104 13H105V14H104ZM89 14H90V15H89ZM70 16H71V14H70L69 16L66 15V17H64V19L62 20L63 22L65 21V22H64L65 24L69 23L71 26L74 25V26H72V29H71V31H70V34H69V36H67L68 38H67V40L64 42V45H63V46H64V47H67V44H66V43H68V45H70V48H71V47H74V48H75V46H76V47L78 46V49H79V50H82L81 53H79V51H77V52H78V53H77V52H76L77 49H76V50H74L73 48H72V49L75 51V53L80 54L79 56L76 54V56H77L78 58H79V57H80V58H79V60H78V59L75 60V64H74V60H72V58H74V57H76V56H75V53H74V54H71V52H72V53L74 52V51H72V49L70 50L71 52H69L70 54L68 53V54H69L68 57H67L68 54H67V53H64V52L61 53V54H65V55H62V56H60V57L58 56V55H60V54H54V53H52L51 57H53L52 60H53L54 58L57 59V58L59 57L58 59L60 60V62H61V64H62V65H61V73H62L63 75H66V76L68 77V79H69V83L74 82V83L77 85V91H76L75 95H73V96H71V97H68L67 99L62 100L61 102H57L56 100L53 99V100L48 101V103H42V105L40 104L42 107H37V108H36L38 101L43 97L44 93L46 92V90H47V88H48V82H47V80L44 78L43 74L39 72L38 69H37V71H36V74H35V77H34V81H35V82H34V85H33L32 87L25 88V87L22 86L21 84H12L11 81H9V86L6 87L5 89L0 90V94L2 95V98H4L5 103L11 105L13 108H16V110H17V109H20V110H21V111L19 110L20 112H23V111L25 112V111H27L28 114L31 113L30 111H32L31 115H32V114L34 115L35 112L37 113V110H40L42 121H46L45 124L48 125V126L46 125V127H44V126H43V127H44V128H47V129H50L52 134H55V133H56L55 137L57 136L58 141H59V138H58V137L61 138L60 143L64 145V146H63L64 149L59 148V147H60V146H59L60 143L58 142V143H59V144H58L57 141L55 142V139H56V138H52L53 141H51L52 139H51L50 141H47V142L45 141V143H44L43 141L39 142L38 139H40V140H44L43 138H45V134H44V137L39 136L40 138L38 137V139H37L36 137H34V136L36 135V132H39V131L34 132V134H35L34 136H28V137H29V139H28L27 135L30 134V133H31V134L33 133V130H32V132H30V133H27V134L25 133V132H28V129H30V128H29L30 123L27 124V123L25 122V120H24V122L26 123V124H25L24 122H20V120H17V121L19 122V124H18V122L15 123V124L17 125L16 128H18L19 130H21L22 133H21V132H20V133H21L22 135H24V136L21 137V138H24V137H25V134H26V137H25V138H27L28 141L25 142L26 144H23L24 142L20 141V142H22V143H21L22 146H21V144L19 143V140H20L21 138L19 137V138H20V139H19L18 136H17V138L19 139L17 144H20V146L18 145L19 148H18V146H17V149H16V147L14 148L13 146H14V144H16L15 142H16L17 140H12V141H14V143H12L13 145H12L11 143H9V144L7 143V141L10 142V140H11L10 137L12 136V134H13L14 132L11 134V136H9V139H10V140L7 139V140L4 142V141H2V139L4 140V138H2V137L7 136L9 133H8L7 135H6V133L3 134V129L0 127V128H1V133H0V137H1V138H0V145H2V147L0 146V155H1V154H4V156L1 155L2 157H1V159H0V163H1V162L4 163L5 161H8V162H11V161H12V162H16V161H18V162H21V161H22V162H23V161H26V162H29V161H30V162H32V161H35V162H36L37 160H38L37 162L40 161L39 163H41V161H44V162H42V164L45 163V161H46V163H47V161H48V162L51 161L52 164H53L54 162H55V164H56L57 162H58L59 164H60L61 162H63L62 164H60V166H61V171L63 170L62 172H58V171H59V170H57L58 167L55 169V170L58 172L57 174H55L56 178H57V177H60V178H63V177H64V178H66V180H68V178H74V179L76 178L77 181L74 180L75 183H74V181H72V180H71L72 182H70V180H68L71 184L67 182V183H68V184L66 183L67 186L70 184L71 187H72V183H74L75 185L78 184V186H80V188H84L85 185L88 186L87 188L85 187V190H84V192H82L81 195H82V196H85V197L88 198L89 200L84 199V198L81 197V196H79L78 198H80V199L82 198V199H84V201H90V199H91V201H93V202L96 201V202H97V200H98L97 198H94V199L92 200V197H93L92 194H93V193H91V192H92L91 189H90V190H91V192H90L89 188H91V187L93 188L94 186H93V185H90L89 182H92L91 180H94V183H95V181H98L99 179L107 180L108 178H110L111 180L113 179V182H110V181L105 182L106 184L110 185V186H106V188L109 187V189H110L109 191L111 192L112 195H113V193H114V192L112 193V191H114V190H112V189L116 188V187H114V186H115L114 181H117V182H118V185H119V186H117L118 188H119V187H123V188H125V189L119 188L120 190L122 189V190H125V191H126V189L129 188L130 185L133 183V186H131V187H133V191H134V192H132V194H129L132 188H129L130 191H128V195H129L128 198H131L132 195H133V193L137 195V193L139 194L140 191H143V190H140V191L137 192V191L134 190V189H135V186H136V185H138V186H136V187H138L139 189H142V188L145 187V184H146V183H145V180H146V176H145V175H147V173H145V175H144L145 178H144V176H143V174H142V173H144L145 171H144V172H140V173H138V174H137L136 172H134V173H136V174H132V175H131V173H133V172H132L133 167H132V169L129 168V169H128L129 172L125 173V172L123 171V170H124V167H126L127 165H128V167H129V166L131 167L132 165L135 166L134 164H131V163H130L131 165L128 164V163L130 162V160H129L130 158L127 157L126 155H129V153H128V152L130 151L129 149H131V148L133 147V146L131 145V143L136 144L135 142L140 141L139 144H141L142 140L145 139L146 136H142V137H144V138H142V137L140 136L141 134H140V133L138 134V132H145L146 129L144 128L145 131H143V129L140 131L139 129H140L141 127H140L139 125H137L138 127H140L139 129H137L138 127H137L136 129H135V127L133 128V129L136 130L135 133H136L137 135H139V137H137V136H135V135H133V134H132L133 136L131 135V133H133V131H135V130H133V131H129L128 134H127V132H126V134L129 135V136H127L126 134L123 135V132H122V134H121V132H119L118 129H117V132H116V130H115V132H114L115 134H114V135L110 134V135H112L113 137L116 136V135H117V136L120 135L121 138H119V142H121V139L125 140L127 137L132 138L131 140H130V138H129V139L127 138L128 140L132 141L131 143H125V145L130 144L132 147L129 145V147H131V148L128 147V148H129L128 151H125L126 149L123 150V151H124V152H123V153H124L123 155H122V153H120L121 151L118 152V155H122V157L120 156V157H121V158H120V157L117 155V153L114 152L115 150L117 151L118 148L120 147V143H119V142H118V143H119V147H117V149L115 148V150L113 149L114 151L112 152L113 154L115 153L117 156L114 155L115 157H109V156L107 157L106 154H108L109 152L106 153V150H107V149H106L105 147H107V146H105V142H106V145H108V144H107L108 141H105V142L103 141V140H105V138H104V137H105V136H104L105 133H103L102 131L105 130V129L102 130V128H103V127H104V128H105V127L107 128L108 126L112 125V123H113V121H114L115 119H116V121H117V120L120 121V118L117 119V118L119 117V115H118L117 113H120V110H119V112L116 113V114L118 115V117L115 118V115H114L115 113L113 114L114 111H112L113 109L111 108V106L113 105V102H114V101H112V100L114 99L113 97L115 96V95H113V93L117 94L118 92H121L120 89L122 90V92H123V89H125V91H126V88H125L126 86H127V89H128V90H129V88H130V90H131L132 86H134L136 83H135V82L132 83L131 81H128V80H131V79H128V77H127V79H128V80H127V81H128L127 83H129V82L132 83V86L130 85V87H129V85H127V84L125 83L126 81L124 82V80H126V79H122V80H120V83L122 84V88L119 89L118 87H121V86H117V87H116L117 89H116V91H115V88H114L113 86L119 84V82H117V81H118V78L121 77V76H119V75L117 76V74H116V75H115L116 77L113 75L115 79H112V78H113V77H111L112 74H110L111 71H110V73H108V72H107L108 70H106L107 68L105 69V68H104L105 66H104L103 68H104V70L106 71V72H104V76L106 75V73H108L109 75H111V76H107V75H106V76H107L108 78L111 77L112 81L109 80L110 78L107 79V80H108V81H111V82H113V81L115 80V82H114L115 85H113V83H108V81H105L106 84L108 83V84H111L112 86L109 87L108 85H104V86H108L107 88H105V92H106V93H104V92H100L101 89L103 90V88H102V85H103V83H104V82H103V78H105V77H103L102 72H103L104 70H103V71H102V70H101V71L98 70V69H97L98 66H97L96 68H94L93 66H92V67H91V66L89 67V65H90L91 63H92V65H93V62H91V63L89 64L90 58L87 59V57H89V55L86 53V52H88V51H89V54H90V52L93 53L95 47L93 48V46H90V45H92V44H90L91 42L88 43V42L84 41V40H85V35H84V31L81 29L82 27L80 28L79 26H77V24H75L76 22H74V21L77 20L76 18H78L79 15H78L77 17H76V15H75V17H73V18H75L76 20L73 19V21H72V20H69ZM107 16H108V15H107ZM93 17H94V19H93ZM116 17H117V15H116ZM71 18H72V16H71ZM91 18H92V19H91ZM66 21H67V23H66ZM73 23H74V24H73ZM67 25H68V24H67ZM81 25H82V24H81ZM82 26H83V25H82ZM84 26H85V25H84ZM84 26H83V27H84ZM153 29H154V28H153ZM153 29H152V30H153ZM148 30H149V29H148ZM154 30H155V29H154ZM146 31H147V30H146ZM142 32H143V31H142ZM143 34L145 35V33H143ZM151 36L153 37V35H151ZM154 36H155V35H154ZM76 38H77V41H76L75 43L78 44V41H79V43H80V44H78V45H75L74 42L71 41V40H76ZM68 39H69V41H68ZM82 41H83V42H82ZM88 41H89V40H88ZM81 43H82L83 45H82ZM74 45H75V46H74ZM93 45H94V44H93ZM80 46H82V47H80ZM94 46H95V45H94ZM0 47H1L0 49L3 48L2 46H0ZM79 47H80V48H79ZM87 47H88V48H87ZM82 48H83L84 50H83ZM86 48H87V49H86ZM85 49H86V50H85ZM92 49H93V51H92ZM83 51H84V52H83ZM65 52H66V51H65ZM84 53H85V54H84ZM81 54H84V55H81ZM86 54H87V55H86ZM70 55H71V56L74 55V57H71ZM85 55H86V57H85ZM55 56H56V57H55ZM57 56H58V57H57ZM65 56H66V57H65ZM51 57H50V58H51ZM77 57H76V58H77ZM50 58H47V59H48V60H51ZM70 58H71V60H70ZM76 58H74V59H76ZM84 58H85V59H84ZM40 59L42 60V58H40ZM40 59H37V60L40 61ZM47 59H44V58H43L42 61L46 60V61H44V63H45V62H47ZM56 59H54V60H56ZM61 59H62V61H61ZM91 59H93V58H91ZM37 60H36V59H34V60H17V59H12V61H9V62L6 63L4 66H5L10 72L15 73L16 71H18V70H20V69H23V68L29 66L30 64H35ZM54 60H53V61H54ZM93 60H94V59H93ZM32 61H33V62H32ZM77 61H78V62H77ZM82 61H83V63H82L83 65H82L81 63H79V62H82ZM86 61H87V62H86ZM95 61H96V58H95ZM34 62H35V63H34ZM96 62H97V61H96ZM47 63H48V62H47ZM85 63H86L88 66H87V65H84ZM45 64H46V63H45ZM65 64H67V65H65ZM72 64H73V65H72ZM79 64H81V65H79ZM71 65H72V66H71ZM98 65H99V64H98ZM63 66H64V67H63ZM65 66H66V67H65ZM86 66H87V68H86ZM107 66H108V65H107ZM107 66H106V67H107ZM88 68H89V69H88ZM91 68H92V69H91ZM63 69H66V70H63ZM90 69H91V70H90ZM99 69H100V68H99ZM108 69H109V67H108ZM110 70H111V69H110ZM112 72H113V71H112ZM113 74H115V73L113 72ZM121 74H123V73H121ZM121 74H120V75H121ZM123 75H125V74H123ZM123 75H122V78L125 77V76H123ZM117 77H118V78H117ZM116 78H117V79H116ZM125 78H126V77H125ZM105 80H106V79H105ZM121 81H122V82H121ZM45 82H46V83H45ZM102 82H103V83H102ZM116 82H117V83H116ZM123 83H124V84H123ZM130 83H129V84H130ZM104 84H105V83H104ZM121 84H120V85H121ZM133 84H134V85H133ZM140 84H141V83H140ZM143 84H144V82L142 83V87H143ZM123 85H125V86L123 87ZM137 85L139 86V83H137ZM145 85H146V84H145ZM53 86H54V87H53ZM104 86H103V87H104ZM138 86H135V87H138ZM140 86H141V85H140ZM57 87H58V86H57L55 83L52 85V89H53V90H55ZM111 87H112V88H111ZM142 87H141V88H142ZM146 87H147V86H146ZM146 87H145V88H146ZM80 88H82V90H80ZM108 88H109L110 90H109ZM141 88H140V90H139V89L135 90V89H136V88H135V89L132 90V91H134V92H135V91H136V92L138 91V93H134V94H139V92H140V94H141V91H142V90L144 91V89H143V88L141 89ZM107 89H108L109 91H108ZM118 89H119V91H117ZM102 90H101V91H102ZM113 90H114V91H113ZM130 90H129V92L127 91L126 93H127V94L131 93ZM125 91H124L123 93H125ZM116 92H117V93H116ZM123 93H122V94H123ZM101 94H102V96H101ZM118 94H119V93H118ZM122 94H121V95L119 94L117 97H115V105H116L117 103H119V102L121 103V101H119V100H122L124 97H127V96H126L127 94H126V95H124V94L122 95ZM131 94H132V93H131ZM131 94H129V95H131ZM143 94H144V93L142 92V95H143ZM145 94H146V93H145ZM103 96H105V97H103ZM109 96H110V97H109ZM112 96H113V97H112ZM119 96H122V97H119ZM132 96H133V95H132ZM134 96H137V95H134ZM139 96H140V95H139ZM139 96L137 97V99L139 98ZM146 96H147V95H146ZM146 96L143 95V97H146ZM0 97H1V96H0ZM106 97H107V98H106ZM101 98H102V99H101ZM103 98H104V99H103ZM105 98H106V100H105ZM128 98H129V97H128ZM132 98L135 99V97H132ZM98 99H99V100H98ZM130 99H131V98H130ZM142 99H143V98H142ZM142 99H141V100H142ZM144 99H145V98H144ZM144 99H143V100H144ZM96 100H98V102H97ZM100 100H101V101H100ZM124 100H128V101H129V99H126V98H124L123 101H124ZM135 100H136V99H135ZM135 100H133V102H134ZM141 100H140V102H141ZM123 101H122V103H123ZM49 102H50V103H49ZM124 102H125V101H124ZM133 102H132V99H131L130 103L133 104ZM138 102H139V100H138ZM142 102H145V101H142ZM55 103H57L58 106H57ZM110 103H111V106H110ZM122 103H121V105H123ZM126 103H128V102H126ZM128 104H129V103H128ZM139 104H141V103H139ZM139 104H138L137 102H135L134 105H137V106L134 107V108H136V109H135V110H133V109H132V110H128L129 112H127V111L125 112L126 109L124 108V112H125L126 115H124L123 111L121 112V114L123 113L122 115L127 116V117L130 116V114H131L132 118L134 119V117H133L132 114L137 115V113H136L137 111H141V113H143V112H142L143 109H140V108H141V105H139ZM44 105H45V106L48 105L49 108L46 107V108H47V109H46V108L44 107V108H45V109H44V108H43ZM54 105H56V106L54 107ZM101 105H102L103 108L105 107V109H102L101 111L105 110V114L109 115V116H110L109 118H112V123H109V122H107V121H106V122L104 121V120H106V119H109V118H106L107 116L105 117V119H104V116L102 117L104 120H102L100 117H98V118L101 119L100 121H102V122L104 121V126H102V127H97V125L100 126V125L102 124V122H100V121L97 120L98 118H97V119L95 118V117H97V114L100 113V111L98 112V110H100ZM115 105L113 106L114 110L116 109V108H115V107H116ZM117 105L119 106V104H117ZM138 105H139V108H137ZM144 105H145V103H144ZM52 106H53V107H52ZM125 106H130V104H129V105H126V104H125ZM125 106H123V107H125ZM131 106H132V107H131ZM131 106H130V107L133 108V105H131ZM147 106H148V105L146 104L145 107H147ZM29 107H30V108H29ZM99 107H100V108H99ZM130 107H129V108H130ZM142 107H143V106H142ZM24 108H25V109H24ZM35 108H36L37 110H36ZM38 108H39V109H38ZM98 108H99V109H98ZM120 108H121V106H120ZM126 108H128V107H126ZM129 108H128V109H129ZM28 109H29V112H28ZM31 109H32V110H31ZM33 109H34V110H33ZM43 109L45 110V112H44ZM35 110H36V111H35ZM96 110H97V111H96ZM165 110H166V112H168L169 109H165ZM116 111H117V109L115 110V112H116ZM33 112H34V113H33ZM40 112L38 111V113H40ZM103 112H104V111H103ZM103 112H102V113H103ZM106 112H108L109 114L106 113ZM130 112H131V113H130ZM132 112H133V113H132ZM0 113H1V112H0ZM94 113H96V114L93 116ZM127 113H129V115H128ZM43 114H44L45 117L42 116ZM121 114H120V115H121ZM145 114H147V116H146ZM145 114H144L145 117L148 118V119H145V117H143L142 120L145 119L146 121H147V120H148V121H151V120H152V117H153L154 115L152 116V115H151L152 113H150V112L145 113ZM149 114H150V116L148 117ZM167 114H168V113H167ZM0 115H1V114H0ZM29 115H30V114H29ZM39 115H40V114H39ZM99 115L102 116V114H98V116H99ZM103 115H104V114H103ZM122 115L120 116L121 118L124 117V116H122ZM144 115H142V116H144ZM161 115H162V118H163L165 114H164V115H163V114H160V115L158 114V116H160V117H161ZM131 116H130V117H131ZM139 116H140V114H139L137 117H139ZM151 116H152V117H151ZM155 116H156V115H155ZM166 116H167V115H166ZM38 117H39V119H38V121L35 122L36 124L39 123V122L41 121V120H40V116H38ZM42 117H43V118H42ZM127 117H126V118H127ZM130 117H128V118H130ZM140 117H141V116H140ZM114 118H115V119H114ZM126 118H125V119H126ZM149 118H150V119H149ZM158 118H159V117H158ZM165 118H166V119H165ZM34 119H36V118H34ZM123 119H124V118H123ZM135 119H136V117H135ZM135 119H134V120H135ZM154 119H157V116H156ZM154 119L152 120V122L154 121ZM164 119H165V121H167L168 117H164ZM110 120H111V119H110ZM110 120H109V121H110ZM126 120H127V119H126ZM136 120H137V119H136ZM136 120L133 121L132 123L137 122ZM139 120H140V119H139ZM142 120H140V121H142ZM21 121H23V120H21ZM42 121H41V122H42ZM97 121H98V123H101V124H98ZM123 121H124V120H123ZM129 121H130V120H129ZM129 121H126V123H128ZM131 121H132V119H131ZM140 121H139V122H140ZM146 121H145V122H146ZM148 121H147V122H148ZM165 121H164V122H165ZM14 122H15V121H13V123H14ZM41 122H40V123H41ZM83 123H85V124H83ZM96 123H97V125H96ZM114 123H116V122L114 121ZM117 123H118V122H117ZM117 123H116V124H117ZM126 123H125V124H126ZM130 123H131V122H130ZM132 123H131V124H132ZM149 123H150V122H148V124H149ZM31 124H32V123H31ZM33 124H34V123H33ZM43 124H44V122H43L41 125H43ZM107 124H110V125H107ZM118 124H119V125H118ZM118 124H117L116 126L119 128V127L121 126V123H118ZM125 124H123L124 127L130 125V124H129V125H126V126H125ZM135 124H140V123L137 122V123H135ZM135 124H134V125H135ZM141 124L143 125V123H141ZM141 124H140V125H141ZM145 124H146V123H145ZM164 124H165V123H164ZM2 125H3V124H2ZM37 125H38V124H37ZM39 125H40V124H39ZM88 125H90V126H88ZM102 125H103V124H102ZM106 125H107V126H106ZM142 125H141V126H142ZM151 125H152V124H151ZM162 125H163V124H162ZM165 125H166V124H165ZM0 126H1V125H0ZM12 126H13V125H12ZM14 126H15V125H14ZM87 126H88V127H87ZM95 126H96V127H95ZM130 126H132V125H130ZM130 126H129V127H130ZM146 126H147V125H145V127H146ZM153 126H154V125H153ZM4 127H5V125H4ZM6 127H7V126H6ZM94 127H95L96 129H95ZM113 127H114V126H113ZM132 127H133V126H132ZM143 127H144V126H142V128H143ZM163 127H164L165 131H162V130H161V132H163V134H165L166 132L169 131V130H166L167 127H168V125H167V126H163ZM16 128H15V129H16ZM37 128H40V126H39V127L37 126ZM41 128H42V127H41ZM99 128L101 129V131H97V130H99ZM111 128H112V126H111ZM111 128H110V129H111ZM114 128H115V127H114ZM122 128H123V127H122ZM126 128H128V127H126ZM126 128H125V129H126ZM151 128H153V127L150 126V129H149V127H148L147 130L150 131V130H152ZM5 129H6V128H5ZM7 129H8V127H7ZM7 129H6V130H7ZM47 129H46V130H47ZM107 129H108V128H107ZM112 129H113V128H112ZM112 129H111V130H112ZM128 129H129V128H128ZM19 130H18V131H19ZM39 130H40V129H39ZM41 130H42V129H41ZM53 130H54V133L52 132ZM113 130H114V129H113ZM119 130H120V128H119ZM4 131H5V130H4ZM7 131H8V130H7ZM18 131H15V132H18ZM29 131H30V130H29ZM42 131H44V129H43ZM48 131H49V130H47V132L45 131V132H46V135L48 134ZM62 131H63V132H62ZM96 131H97V132H96ZM107 131H108V130H106V132H107ZM109 131H110V130H109ZM109 131H108V132H109ZM120 131H122V130H120ZM149 131H148V132H149ZM153 131H154V132H153ZM23 132H24V134H23ZM40 132H41V131H40ZM98 132H99V133H98ZM104 132H105V131H104ZM111 132H112V131H110V133H111ZM152 132H153V133H152ZM152 132L150 131L149 134L151 133L150 135H153V134H157V135H158V133H159V131H157L158 133H156V131H155L154 129L152 130ZM169 132L171 133V135H167V133H166L167 137H169V136H170V137H174V135L172 134L173 132H171V131H169ZM169 132H168V133H169ZM61 133H62V136H61ZM97 133H98L99 135H101V134L103 133L102 137H103L104 139L102 140V138H100V137L97 135ZM124 133H125V132H124ZM2 134H3V135H2ZM18 134H19V132H18ZM18 134H16V135H18ZM38 134H39V133H37L36 136H38ZM42 134H43V133H42ZM58 134H59V135H58ZM144 134H145V133H144ZM144 134H143V135H144ZM146 134H147V133H146ZM149 134L147 135L148 138H146L144 141L147 140V142L149 143V141L152 140V143H153V141H154V142H156L157 145H158V143H160V141H161V142H162V146L164 147V149L162 148V150L165 151V148H166V147H167V150H168L167 152L165 151V153H164V151H161V147H158V149L160 148V150H158L157 147H156L155 145H153V144H155V143L152 144V143L150 142V143L154 146V148H153V147H152V148H153L154 150H156L155 152H157V150H158V152L161 151V152H159L158 154L160 155V154L163 153L164 155H165V154L168 155L167 157H169V154H170L171 158H169V159H171V161H170V160H167V157H166V158L163 157V158H164V160L166 159L167 161H170L172 164H173V163L176 164V162H179V163H177L178 165L176 164V167H175V168H173V169L171 168L172 171L170 170V172H173V171H174V172H173V175H171L172 179H171L170 177H168V175H166V176H167L166 178H169L168 181H166V182H167V183L170 182V179H171V184H168V186H167V183L165 182V180H163L164 183L161 182V180L164 179V176H165V175H164V172H161V171H165V170H164L163 163H164V162H165V163H168V162H166V161L162 162V160L159 159V160H161L160 162H161V165L163 166V170H162V168L160 169V168L157 167V166H158L157 164H152V163H155L154 159H153V160H151V159H150V160L147 159V160H149V161H152V162L149 163L148 161H146V159H145L144 157H142V158H141L142 161H143V158H144V160L146 161V164H147V162L150 164V165H148L149 167H150L151 165H153L154 168H156V167H157V168L154 169V170H152V168L150 169L148 166L144 165L145 162H142L141 164H137V166L140 165V166H142V167H144V168L148 167V168L150 169V171H155V173L158 174V175H159V173H160V174L162 173V174H163V175L161 176L162 179H159V181H160L161 183H163V184L166 186V188L169 187V188H168V192H169V194H170L171 191H174V190H175L174 192L177 193L178 189H180V188H179V186H178V188L175 189V187L177 186V185L175 184V182H176V180H177V179L175 180V176H176L177 174H181L182 171H186V169L188 168V167H186L187 164H186L185 161H186L187 156L185 155V153H186V152L188 153L189 148H186L185 150H182V149H183V148H182L181 150H182L183 152H181V150L178 149V151H177L178 153H176V151H174V150H175L174 146L176 145V142H173V141H174V138H171V140H173L172 142L175 144L174 146H172L173 149H174V150H173L172 147H171V145H173L172 142H171V143H172L171 145L168 144V145H166V147H165V142H166V141H171V140H167V137H166V141H163V140H164L163 138H165L166 135L164 136V135L162 134V138H161V139H163V140H160V137H161L160 134H161V133L159 134V137H158L157 135H155V136L153 135L154 137L151 136L150 138H149V136H150ZM4 135H5V136H4ZM19 135H20V134H19ZM50 135H51V134H50ZM50 135H49V136L47 135V136H48L47 138L50 139ZM63 135H64V136H63ZM81 135H83V137H84V142L87 143V146H88L89 149L94 148V146H95V149H96V150L91 151V152H85V153H84V156H86L87 158L82 157V155H81V148H80L78 142L75 140V137H78V136H81ZM108 135H109V134H108ZM108 135H107V136H108ZM172 135H173V136H172ZM13 136H15V135L13 134ZM66 136H67V137H66ZM107 136H106V137H107ZM124 136H125V137L127 136V137L124 139V138H123ZM134 136H135V138H133ZM163 136H164V137H163ZM51 137H52V136H51ZM65 137H66V139H65ZM108 137H109V136H108ZM136 137H137V138H136ZM156 137H157V138H156ZM170 137H169V138H170ZM11 138H13V137H11ZM15 138H16V137H15ZM15 138H14V139H15ZM41 138H42V139H41ZM47 138H46V140H47ZM109 138L111 139V137H109ZM114 138H115V137H114ZM114 138H112L111 140H113V141L116 143V142L118 141V137L116 138L117 141H115ZM169 138H168V139H169ZM5 139H6V138H5ZM49 139H48V140H49ZM57 139H56V140H57ZM63 139H65V140L62 142ZM99 139H100V140H99ZM107 139H108V138H107ZM158 139H159V142L157 141ZM21 140H22V139H21ZM108 140H109V139H108ZM111 140H109V144H110L109 146H110L111 149H112V144L114 145L115 143H113V141H111ZM135 140H137V141H135ZM12 141H11V142H12ZM24 141H25V139H24ZM134 141H135V142H134ZM144 141H143V142H144ZM100 142H101L102 144H101ZM143 142H142V144H141L142 147H144L145 149L148 148V150H152V149L150 148V147H151V144L146 145V146H147V147H146V146H143V144L145 143V142H144V143H143ZM46 143H47V144H46ZM56 143H57V144H56ZM121 143H122V142H121ZM123 143H124V142H123ZM163 143H164V144H163ZM167 143H170V142H167ZM167 143H166V144H167ZM17 144H16V145H17ZM45 144H46V146H47V145H52V146H53V147L50 146V149L48 148V146H47V147L45 146V147L47 148V149L45 148V149L47 150V152L44 151V154H45V153H48L50 156L52 155L51 157H47V156H46V157H45V156L42 157V156H39V155H38L39 157H37V155L35 154V152H36L37 154H38V153H39V154H40V153H43V149H44V148H43L42 150H41V148H36V149H34V148H33V149H29V148H28V146H30V147H38V146H43V145H45ZM61 144H60V145H61ZM100 144H101L102 147L99 146ZM145 144H147V143H145ZM3 145H8V146L10 145V148H9L10 150L6 149L8 146L6 147V146H3ZM24 145L27 146V147H26L27 149L25 148V150H22V149H21V150L26 152V153H25V152H23V153H25V154H29V155H28L27 157H26L25 155H22L23 157H20L21 155L18 157V155H19L20 153H22V151L20 150V148L23 147ZM57 145H58V148H56ZM125 145L123 144L122 146H125ZM160 145H161V143H160L158 146H160ZM219 145H220V147H219V146H216V147H215V145H213L212 148H211L209 151H205V152L203 153V155H204V157H205V162L209 165L210 168H213L214 166H216V165H218V164H220V163H224V162H226V163H227V175H228L231 179L236 180V179L238 178L239 171H238V169H237V164L233 162V160H234V156L229 157V154H231V151L229 152L228 150H226V147H225V144H224V143L222 144V143L220 142ZM61 146H62V145H61ZM122 146H121V147H122ZM138 146H139V145H137V146H135V147H138ZM176 146H177V145H176ZM3 147H4V148H3ZM5 147H6V148H5ZM12 147H13V148H12ZM110 147H109V148H110ZM114 147H116V145H114ZM121 147H120V148H121ZM142 147L140 146L138 149L141 148L140 150H142V152H145V151H143V148H142ZM168 147H169V148H168ZM170 147H171V148H170ZM177 148H178V147H176V149H177ZM111 149H110V150H111ZM122 149H123V148H121L120 150H122ZM134 149H135V148L133 147V150H134ZM110 150H109V151H110ZM133 150H131V151L133 152ZM140 150H138V153H139ZM131 151H130V152H131ZM146 151H147V150H146ZM6 152H9V154H10V153H11V154L8 155V153H6ZM33 152H34V153H33ZM110 152H111V151H110ZM125 152L128 153V154H126ZM132 152H131V153H132ZM134 152H135V156H137L138 153L136 152V149H135ZM150 152H151V151H147L146 154L149 155V154L152 153V152H151V153H150ZM153 152H154V151H153ZM168 152H169V153H168ZM12 153L14 154V156L12 155ZM16 153H17V154H16ZM18 153H19V154H18ZM23 153H22V154H23ZM31 153H32V154H35L36 157H35V156H30ZM63 153L67 154L68 156L63 155ZM119 153H120V154H119ZM136 153H137V154H136ZM172 153H173V154H172ZM32 154H31V155H32ZM109 154H110V153H109ZM109 154H108V155H109ZM125 154H126V155H125ZM133 154H134V153H133ZM133 154H131V156H134ZM153 154H154V153H153ZM153 154H151L150 156H152ZM158 154L155 153V155H158ZM163 154H162V156H164ZM175 154H176V155L178 154V155H177V157L179 156L178 158L183 157V154H184L185 157H186V158L184 159V162H185V163L183 162V163L181 164V161H179L180 159L177 160L178 158L175 157V156H176ZM233 154H234V153H233ZM5 155H6V156L8 155V156H10V157H11V155H12L13 157H11V158H10V157H5ZM15 155H17V158H16ZM41 155H43V154H41ZM103 155H104V156H103ZM111 155H112V154H111ZM124 155L126 156V158L123 157ZM139 155H140V153H139ZM139 155H138L137 157L134 156L136 160L139 159L138 157H141V156H139ZM141 155H142V156H145V153H144V154L142 153ZM155 155H154V157H155ZM159 155H158V156H159ZM24 156H25V157H24ZM129 156H130V155H129ZM131 156H130V157H131ZM150 156H149V158H150ZM116 157H117V158L119 157V158L121 159L120 161H124V163L126 162V164H127V165H123V169H122V167H121L122 165H121V166L119 165V166L121 167V168H119V169H120V170L122 169V171H123L125 174H124V173L120 174L121 176L123 175V177H120V175H119L120 178L117 177L118 180H117V178L114 179V178L112 177V175L115 174V172L117 171L115 168L118 167L117 165H115V166H116L115 168H114V166H112L113 163L117 161V158H116ZM134 157H133V159H134ZM145 157H146V156H145ZM147 157H148V156H147ZM154 157H151V158H154ZM159 157H160V156H159ZM159 157H158V158H159ZM173 157H174V158H173ZM128 158H129V159H128ZM155 158H156V157H155ZM158 158H157V160H158ZM160 158H161V157H160ZM172 158H173L174 162H173ZM122 159H123V160H122ZM133 159L131 158V160H133ZM181 159L183 160V158H181ZM195 159H198V158H195ZM195 159H194L193 162H196V163H194L193 165H190L189 168H193V169H194L195 167L197 168V166H199V164H198V160L196 161ZM128 160H129V161H128ZM155 160H156V159H155ZM157 160H156V161H157ZM176 160H177V161H176ZM64 161L67 162L68 164H69V162H70V164L73 165V167L70 166V165H67V166H66L67 163H64ZM127 161H128V163H127ZM137 161H139V160H137ZM153 161H154V162H153ZM8 162H7V163L5 162V164H7L6 167L9 166V165H8ZM71 162H74V163L72 164ZM134 162H135V161H134ZM134 162L132 161V163H134ZM139 162H140V161H139ZM160 162H159V163H160ZM58 163H57V166H59ZM77 163H78V164H77ZM120 163H121V162H120ZM135 163H137V162H135ZM47 164H48V163H47ZM55 164H53V165H49L48 167H50V169H51V166H54V167H55ZM63 164H64V165H63ZM75 164H76V165H75ZM114 164H115V163H114ZM117 164H118V163H117ZM179 164H181V165H180L181 167L179 166ZM0 165H2V166L5 167V165H3L2 163H1ZM156 165H157V166H156ZM161 165H160V166H161ZM182 165H183V166H182ZM2 166H0L1 169L3 168ZM69 166H70L72 169H71ZM74 166H75V168H76L77 170H78V169H79V170L77 171V170L74 168ZM137 166H136V167H137ZM162 166H161V167H162ZM168 166L170 167L171 165H168ZM172 166L174 167L175 165H172ZM9 167H10V166H9ZM142 167H141V169H142ZM151 167H152V166H151ZM165 167H166V165H165ZM59 168H60V167H59ZM138 168H139V166H138ZM148 168H147V169H148ZM166 168H167V170L169 169L168 167H166ZM166 168H165V169H166ZM67 169H68V170H67ZM112 169H114L113 171H115L113 174H112V171H111ZM117 169H118V168H117ZM6 170H7V168L5 169V171H6ZM52 170H53V168L51 169V172H52ZM74 170H76V171H74ZM101 170H102V172H101ZM126 170H127V167H126ZM126 170H125V171H126ZM134 170H135V169H134ZM134 170H133V171H134ZM136 170H137V169H136ZM136 170H135V171H136ZM139 170H140V169H139ZM139 170H137V171L139 172ZM142 170H143V169H142ZM145 170H146V169H145ZM157 170H158V171H157ZM189 170H190V169H189ZM2 171H4V169H3ZM56 171H53V172L56 173ZM64 171H67V172H64ZM72 171L75 172V173H73ZM122 171H121V172H122ZM130 171H131V172H130ZM156 171L159 172V173H157ZM191 171H192V170H191ZM71 172H72V173H71ZM2 173H3V172H2ZM48 173H50V172H48ZM54 173H53V174H54ZM155 173H154V174H155ZM165 173L168 174L166 171H165ZM3 174H4V173H3ZM3 174H1V172H0V177H1ZM46 174H47V172H46ZM50 174H51V173H50ZM53 174H51V175H53ZM118 174H119V173H118ZM151 174H152V173H150V175H151ZM154 174H152V175H154ZM156 174H155V175H156ZM170 174H171V173H170ZM170 174H169V175H170ZM39 175H40V176H43V174H42V175L39 174ZM51 175L48 176V177H53V176H54V175H53V176H51ZM133 175H135V176H137V175H141V177L143 176V178H144V179H143V180H144L143 183H145V184H143V183H138V184H136V182H137V181H136V182H135L136 185L134 186V180H136V179H135V178H134V180H132L133 178L131 179V176H133ZM148 175H149V174H148ZM150 175L147 176V177H150ZM155 175H154V176H155ZM5 176H6V174H5ZM5 176H3V177H5ZM44 176H45V174H44ZM46 176H47V175H46ZM55 176H54V177H55ZM114 176H115V175H114ZM116 176H118V175H117V172H116ZM179 176H180V175H179ZM179 176H178V177H179ZM98 177H99V178H98ZM102 177H103V178H102ZM133 177H134V176H133ZM137 177H138V176H137ZM137 177H136V178H137ZM158 177H159V176H158ZM158 177H157V178H158ZM79 178H80V179H79ZM139 178H140V177H139ZM150 178H151V179H150ZM150 178H148L146 181H147V184H148L149 182L151 183V184H149V185H151V186H150L151 188L148 187L149 185H147V187L150 188V189H149V194H150V191H151V193H153V194H152L151 196H148V198L146 197V201H147V203H148L147 206L150 205L149 207H151V208L154 207L153 209H155L154 212H156V214H155L154 212H152L153 210H152L151 212H152L153 214H155L156 216H152L153 214L151 213V217H150L149 211L147 212L146 209H142V208H144V207L147 208V206H146L145 203H144V205H143L144 207H141V205H140V206L138 205L140 209H138V207H137L136 204H135L134 206H135V208H137V209H134V207H133V208H129V207L132 205V202H130V203H128V202L125 203L124 206H126V207H124L123 205H121V206L124 207L123 209H126V208H127V211H128V212H130L128 209L134 210L133 212L130 213L131 215H132V213H135V212H136L135 210H140V211H141V209H142V210H146V211H144V212H140V211H139L140 213H139V212H138V213L141 215V214H145V213L147 212V213L145 214L146 217L149 216L150 218H152V219H151L152 221L147 222V223H148V224H147V223H146V217L143 216V217L145 218V220L142 219V221H145V223L147 224V226L145 225L144 222L141 221V219H139V220L142 222L141 224L144 223V225L147 227V228L145 227L144 229H146L149 238H151V239H152V238H153V239H155V238L157 239V238H158L159 241H161V243H163V244L165 243L166 239H168V241H171V240H172V241H173V244H174V248H175V245H178V246H179V244L183 243L184 240L182 241L181 239H179L180 236H179V238H178L179 240L177 239V241L175 240L176 238H175V239H173L174 237L171 238V236L174 235V234H173V231H171V230H173V228H175V226H174V227H171V225H172V224L177 225L176 222L178 223V221H184V220H186V219H184V218H186V217L188 218V216L192 214V213H191V211H192V210H191V207H192V206L190 207V210H191V211H189V210H188V207H189L190 205H187V207H186L187 209H186V208L184 207L185 205H184V206H181V204H179V205H180V208L184 210V212L182 213L183 216L180 215V216H181L180 219L183 218L184 220H178V221H177V220H176L177 218H176V219H174V220H175V221H174L175 223H172V222H171L172 224H171V223L168 224V225L171 224L170 227H169V229H170V228H172V229H170V230H168V231H167V229L165 230V228L162 229L161 227L164 226V225L166 224V223H165V217H166V215H167L168 217L171 216V215H170V214H169V215L167 214V213L170 212V210H168L169 207H166V206H165L166 203H165V202L163 203V201H162V204L166 207L167 210L164 208V206L162 207V210L164 209V211H168V212L164 214V211H163L161 215H157V213H158V211H159L158 208H160L159 206H162V204L160 205L161 202L158 203V201H161V200H163V199L165 198L164 196H162V197H163V199H162V197H160V196L162 195V193L164 194V190H167V189L164 187V185H163V187L161 188L162 185L159 184V183H157L158 180H157V179H154V177H150ZM82 179H83V180H82ZM87 179H91V180H88V181H89V182H88ZM110 179H108V180H110ZM81 180L84 181L85 183H82ZM104 180H103V183H104ZM131 180H132V181H131ZM137 180H138V179H137ZM149 180H151V181H149ZM152 180H153V181L155 180L156 183H153ZM79 181H80V182H79ZM141 181H142V180H141ZM148 181H149V182H148ZM155 181H154V182H155ZM100 182H101V186H102V185L104 186V184H102V180H100ZM100 182L97 183V184H100ZM117 182H116V184H117ZM131 182H132V183H131ZM138 182H139V180H138ZM92 183H93V182H92ZM112 183H114V184H113V185H114L113 188L111 187V184H112ZM172 183H174V184H172ZM139 184H142V185H144V186L140 188L141 185H139ZM157 184L160 185V189H159V190H158L159 186H158ZM70 185H69V186H70ZM75 185H73V188H74ZM94 185H95V184H94ZM169 185H170V186H169ZM96 186H97V185H96ZM96 186H95V187H96ZM152 186H153L154 188H153ZM95 187H94V188H95ZM98 187H99V185H98ZM98 187H97V188H98ZM170 187H171L172 189H171ZM94 188H93V189H94ZM104 188H105V187H104ZM138 188H136V189H138ZM163 188H164V189H163ZM95 189H96V188H95ZM100 189H101V188H100ZM100 189H99V190H100ZM152 189H153V190H152ZM169 189H171V190H169ZM78 190H79V188H78V189L76 188V189H74V192H75V191H78ZM101 190L103 191V188H102ZM101 190H100V191H101ZM105 190L108 191V189H105ZM111 190H112V191H111ZM120 190L115 189V192H117V191L120 192ZM127 190H128V189H127ZM144 190H145V188H144ZM147 190H148V189H146L145 191H143L142 194L140 193L141 196H138V195H137V197H141V198H142V201L145 200V199H143V197L145 198V196H142V195H143V193L146 192ZM161 190H162V192H161ZM176 190H177V191H176ZM79 191H80V190H79ZM96 191H98V190L96 189ZM100 191H99V192H100ZM70 192H71V194L68 192L67 195H66V196L69 195L68 197H66V199H67V198L69 199V200L67 199V201H70V200H71V198H69L71 195H72L73 197L75 196L76 193H77V196L80 195V194H78V193H80V192H75L74 195L72 194L73 191H70ZM99 192H98V194H99ZM110 192H109V193H110ZM135 192H136V193H135ZM159 192H161V194H160ZM168 192H167V193H168ZM174 192H173V193H174ZM96 193H97V192H96ZM100 193H101V192H100ZM107 193H108V192H107ZM109 193H108V194H109ZM120 193H121V192H120ZM122 193H123L122 196H120L121 194L119 195L118 193H114V194H118L117 196H120V197H123V196L126 197L125 194H127V193H124L123 191H122ZM165 193H166V192H165ZM178 193L180 194L181 192L178 191ZM178 193H177V194H178ZM83 194H85V195H83ZM101 194L104 195L103 192H102ZM101 194H100V195H101ZM108 194H107V195H108ZM111 194H110V195H111ZM147 194H148V191H147V193H144V195H146V196H147ZM159 194H160V195H159ZM96 195H97V194H95V197H96ZM102 195H101V196H102ZM112 195H111V197H112ZM136 195H135V196H136ZM165 195H167V194H165ZM174 195H175V194H174ZM77 196H76V199H77ZM105 196H106V195H105ZM105 196H103V197H105ZM108 196H109V195H108ZM117 196H116V200L118 199ZM133 196H134V195H133ZM135 196H134V197H135ZM168 196H169V197H168ZM168 196H167V197L170 198L169 201L172 200V199H171V196H172L173 198H174L175 196H177V198H179V200H180V203H181V201H183L182 203H184V201H185V200L180 199L182 195H181L180 197H179L178 195L173 196V195H172V192H171V194L168 195ZM73 197H72V198H73ZM97 197H98V196H97ZM99 197H100V196H99ZM103 197H100V200H101ZM106 197H107V196H106ZM106 197H105V198H106ZM111 197L109 196L108 199H106V200L103 199V201L106 202V201L108 200L109 202L111 201V203H112L114 200H109V199H112ZM114 197H115V196H114ZM114 197H113V198H114ZM124 197H123V199H124ZM137 197H135V198H137ZM159 197H160V198H159ZM167 197H166V198H167ZM64 198H65V195L63 196V198H61V201L64 202V201H65ZM74 198H75V197H74ZM126 198H127V197H126ZM126 198H125V199H126ZM128 198H127V199H128ZM141 198H139V199L141 200ZM166 198H165V199H166ZM62 199H63V200H62ZM123 199H122V200H123ZM125 199H124V200H125ZM131 199H132V198H131ZM73 200H74V202H72L73 205H74L75 202H78V199H77V201H75V199H73ZM100 200H98V201H100ZM120 200H121V199H120ZM120 200H119V201H120ZM174 200H175V202L177 201L176 198H174ZM174 200H172L173 203H174ZM179 200H178V201H179ZM67 201H66V203H65L66 205H67V203H68ZM82 201H83V200H82ZM82 201H79V202H81V203H77V204H75V206H76V205H78V206L81 205V206H79V207L77 206L78 208L75 207V206H74L73 208H71V206H70V208L72 209L71 212H72L73 214L75 213V215H76V214H77V211H78V210H76V209L74 210V208H77V209H79V210H81L80 207H81V208H85V207H83V206H85V205H84L85 202H84V204H83ZM117 201H118V200H117ZM117 201H115V202H116V205H117ZM129 201H131V200H129ZM132 201H133V200H132ZM137 201H138V203L140 202L139 200H137ZM137 201H135V202H137ZM166 201H167V199H166ZM178 201H177V203H178ZM93 202H92V203H93ZM101 202H102V200H101ZM115 202H114V204H115ZM122 202H123V201H122ZM122 202H121L120 204H123ZM135 202L133 201V203H135ZM167 202H168V201H167ZM185 202H186V201H185ZM89 203L91 204V202H88V205H86L87 207L90 205ZM99 203H100V202H99ZM99 203H96V204L93 203V204H94L95 206H96L97 204H98V206H100V204H102L103 202L100 203V204H99ZM141 203H143V202H140V204H141ZM155 203H158L159 206H156V205H158V204H155ZM173 203H170V206H173V205H174ZM70 204H71V203L69 202V203H68V206H69ZM82 204H83V205H82ZM86 204H87V203H86ZM118 204H119V202H118ZM126 204H127V205H126ZM128 204H129V207H127ZM130 204H131V205H130ZM73 205H72V206H73ZM106 205H108V203L105 204V208H106ZM111 205H112V204H111ZM154 205H155L156 207H155ZM175 205H177V204H175ZM90 206H93V205H90ZM90 206L88 207V209L94 208V206L91 207V208H90ZM102 206H103V205H102ZM132 206H133V205H132ZM167 206H169V203H167ZM223 206H224V208H227V207H230L231 205H230V204H224ZM87 207H86V208H87ZM108 207H109V206H108ZM108 207L106 208V210L108 209ZM119 207H120V205H119ZM149 207H148V208H149ZM176 207H178V205H177ZM86 208H85V209H86ZM109 208H112V207L110 206ZM115 208H116V206H115ZM115 208L108 209L107 212L104 210L103 212H106V213H107L106 215H108V217L110 218V216H109V215H110V212H111V210L114 211ZM151 208H150V210H151ZM173 208H175V206H173ZM173 208H172V209L169 208V209L174 210ZM178 208H179V207H178ZM178 208H177V209H178ZM95 209H97V208H95ZM101 209L103 210L104 208L101 207ZM101 209H100V207H99L100 212H99V210H98V211L95 210V211L101 213V212H102ZM117 209H118V208H117ZM117 209H116V210H117ZM156 209H158V211H157ZM175 209H176V208H175ZM116 210H115V211H116ZM119 210H120V209H118L117 211L119 212ZM162 210H160V211H162ZM183 210H182V211H183ZM185 210H186V211L188 210V212H186ZM223 210H224V209L217 210V212H220V211H223ZM75 211H76V212H75ZM84 211H88V210H83L82 212H84ZM89 211H90V210H89ZM93 211H94V210H91V212H93ZM117 211H116V216H115L116 218L113 217L114 219H120L119 217H121V216H118V215H117V213H118ZM123 211H124V210H123ZM127 211H126L125 213L129 215V218L132 217ZM174 211L176 212L177 210H174ZM182 211H181V212H182ZM193 211H194V210H193ZM254 211H257L258 213H257V215L250 216V218L253 220V222H252V224L249 225V226H253V227H257V228L262 227V226H263L262 224H263V221H264L263 216H262V215H263V211H261L260 209H256V210H254ZM78 212H79V211H78ZM96 212L93 213V216L96 214ZM177 212H180V209H178ZM177 212H176V213H177ZM181 212H180V214H181ZM185 212H186V213H189V212H190V213H189L188 215H187V214L185 215ZM84 213H85V212H84ZM84 213H82V214H84ZM89 213H90V212H89ZM99 213L97 214V216L100 215ZM111 213H113V212H111ZM123 213H124V212H123ZM125 213H124V214H125ZM171 213H172V215H173V212H171ZM79 214H80V213H79ZM102 214H103V213H102ZM104 214H105V213H104ZM104 214H103V215H104ZM118 214H119V213H118ZM124 214H122V209H121V215H124ZM139 214H138V215H139ZM147 214H148V215H147ZM75 215H74V216H75ZM85 215L87 216V215H88V212H86ZM85 215H83V216H85ZM89 215H91L90 217H92V214H89ZM114 215H115V212H114V214H113L112 216H114ZM134 215H137V213L134 214ZM162 215L164 216V218L162 217V218L160 219L159 217L162 216ZM175 215H176V214H175ZM78 216H79V215H77L76 217L78 218ZM100 216H101V218H103L102 215H100ZM100 216H99V217H100ZM157 216H158V217H157ZM177 216H179L178 213H177ZM177 216H176V217H177ZM185 216H186V217H185ZM104 217H105V216H104ZM108 217H107V218H108ZM123 217H124L125 220L128 218V217L125 218V216H123ZM135 217H137V216H135ZM138 217H139V216H138ZM141 217H142V215H141ZM143 217H142V218H143ZM149 217H148V218H149ZM154 217H155V219H156V217H157L158 219L154 220ZM79 218H82V217H79ZM84 218H85V217H83V219H84ZM92 218H93V217H92ZM95 218H96V217H95ZM101 218H100V219H101ZM105 218H106V217H105ZM105 218H103L104 223H105V221H106ZM113 218H111V219H113ZM121 218H122V217H121ZM129 218H128V219H129ZM133 218H134V217H133ZM139 218H140V217H139ZM150 218H149V220H150ZM166 218H167V217H166ZM171 218H175V217H173V216H172V217H169V220H170V221L172 220ZM178 218H179V217H178ZM190 218H191V216H190ZM83 219H81L82 223H84V224H86V225L88 224L87 226H89V223H90V225H93V223L91 224V221H93V220L88 221L89 223H85V221H84ZM87 219H88V216H87V218H85V220L87 221ZM89 219H90V218H89ZM97 219L99 220L98 217H97ZM97 219H94L95 222L98 221ZM104 219H105V220H104ZM124 219H123V220H124ZM128 219H127V222H130ZM131 219H132V218H131ZM159 219L161 220L162 224L165 223L164 225L161 224V227H160V228H158L159 225H156V221H158ZM162 219H164V221H162ZM188 219H189V218H188ZM79 220H80V219H79ZM120 220H121V219H120ZM125 220H124V221H125ZM135 220H136V218L133 219V222L135 223V225H134V223H133L134 227H133V226H132V227H133L134 229H137V230L141 231V232H139V231H136V232H139V233L144 232V230H143L142 228H140V229H142L143 231L139 229V227H141V226H140L141 224L139 223L140 225H136L138 221L135 222ZM137 220H138V218H137ZM169 220H168V221H169ZM189 220H190V219H189ZM242 220H243V219L241 218V215H240L239 213H234V218L232 219V222H233L234 224H238V223H240ZM100 221H102V219H101ZM100 221L98 222V223H99L98 225L101 224ZM103 221H102V224H104ZM113 221H114V220H112V222H113ZM140 221H139V222H140ZM147 221H148V220H147ZM115 222H116V223H119V221L116 220V221L113 222L114 225L116 224ZM161 222H160V223H161ZM166 222H167V220H166ZM185 222H187V221H185ZM185 222H184V223H185ZM110 223H111V221H110ZM125 223H126V221H125ZM182 223H183V222H182ZM95 224H96V223H95ZM107 224H109L108 221L105 223V225H107ZM123 224H124V222H123ZM131 224H132V220H131ZM131 224H129V225H131ZM158 224H159V221H158ZM178 224H179V226H180V228H181L182 226L180 225V222H179ZM186 224H188V223H186ZM186 224H182V225H185L184 227H186ZM109 225H111V224H109ZM109 225H107L108 227H107V226H104V225H101V226H104L105 228L107 227L108 230H109V228L112 226V225H111V226H109ZM116 225H120V226H121L122 224L120 223V224H116ZM116 225H115L114 227H118V226H116ZM124 225L127 226V224H124ZM124 225H122V226L125 227ZM96 226H97V224L94 225L93 227H95L96 229H98V227H96ZM122 226H121V227H122ZM138 226H139V227H138ZM177 226H178V225H177ZM114 227H113V229H119L120 231H123V230L125 231V228H124V229L122 228V230H121L120 228H114ZM143 227H144V226H143ZM167 227H168V226H167V224H166V228H167ZM99 228H100V227H99ZM105 228H103V230H104ZM128 228H129V226H128ZM128 228H126V229H128ZM110 229H111V228H110ZM131 229H132V228H131ZM131 229H130L129 231H131ZM149 229H150V231H149ZM178 229H179V228H176L175 230H178ZM184 229H185V228H184ZM119 230H118V231H119ZM162 230H165V231H166V233H165V232H162L164 235L160 232V231H162ZM182 230H183V228H182ZM186 230H187V229H186ZM186 230H185L184 232L182 231V232L184 233L183 236H185V232L187 233ZM99 231L101 232L102 230H99ZM105 231H107V229H105ZM105 231H103V233H104ZM112 231H113V230H112ZM118 231H117V230H114V232H117V233H118ZM120 231H119V232H120ZM124 231H123V233H121L122 235L126 234V233H124ZM132 231H134V233H136L135 230H132ZM146 231H145V232H146ZM170 231H171V232H170ZM178 231H179V230H178ZM110 232H111V231H110ZM110 232H108V233H110ZM125 232H126V231H125ZM145 232H144V233H145ZM159 232L163 235V239H162V240H165L164 242H162V240H160V239L162 238V236H160L161 234H160ZM131 233L134 235L133 232H131ZM131 233H130V236L132 235ZM144 233H142V235H145ZM147 233H146V235H147ZM180 233H181V230L179 231V234H178V235H180ZM99 234H100V233H99ZM101 234H102V233H101ZM101 234H100V235H101ZM104 234H105V233H104ZM110 234H111V233H110ZM114 234H116V233H113V235H114ZM119 234H120V233L116 234V236H117V235L119 236ZM128 234H129V233H127V237L129 236ZM157 234H159V235H157ZM165 234H167V235H166L167 238L164 239ZM168 234H169V235H168ZM175 234H176V233H175ZM102 235H103V234H102ZM105 235H106V234H105ZM113 235H112V236H113ZM122 235H121V237H122ZM133 235H132V236H133ZM142 235L139 236V234H138V235H137V236H139L138 239H140ZM155 235H156V236H155ZM178 235H177L176 237H178ZM186 235H187V234H186ZM201 235H203V234H201ZM103 236H104V235H103ZM106 236H107V238L105 239V241H106V244H107V243L109 242V241H107L109 236H108V235H106ZM130 236H129V237H130ZM132 236H131V237H132ZM135 236H136V234H135ZM137 236H136V238H137ZM148 236H147L146 238H148ZM159 236H160V237H159ZM168 236H169L170 238H168ZM183 236H182V233H181V238H182ZM204 236H205V234H204ZM99 237L102 238V236H99ZM104 237H105V236H104ZM104 237H103V238H104ZM121 237L119 236V238H121ZM125 237H126V235L123 236V238H125ZM127 237H126V240L123 239V240H125V242L129 241V238H127ZM131 237H130V238H131ZM142 237H143V236H142ZM144 237H145V236H144ZM185 237H186V236H185ZM185 237H183V239H185ZM199 237H200V236H199ZM201 237H203V236H201ZM208 237L210 238V235L207 236V238H208ZM115 238H116V237L113 238L114 241H117V240L119 239V238H117V239H115ZM132 238H133V237H132ZM132 238H131V240H132ZM146 238H145V239H146ZM149 238H148V239H149ZM205 238H206V236H205ZM231 238H232V237H231ZM109 239H110V238H109ZM121 239H122V238H121ZM121 239H120V240H121ZM138 239H137V240H138ZM141 239H142V238H141ZM148 239H147V240H148ZM151 239H150V240H151ZM156 239H155V241H157ZM120 240H119V242H121ZM135 240H136V239H135ZM135 240H133L131 243L133 244V242H134ZM147 240H146V241H147ZM101 241H102V239H101ZM110 241L114 242L112 239H110ZM139 241H142V242H143L144 240H139ZM151 241H152V243H154V242H153L154 240H151ZM103 242H104V241H103ZM125 242L122 241V243H125ZM142 242H140V244H141ZM186 242H187V241H186ZM186 242H185V245L183 246V249H182V245H183V244H181V247L179 246V248L182 249L181 251L176 250V248H175L174 251L172 250V251L175 252L176 254H178L177 251H179V253L181 252V254H179V255L181 256V257H180L181 259H179L180 261L182 260V257H183V256H182V251H183V253H185L184 250H185V249H186V251L188 250V247H186V246H187ZM188 242H189V241H188ZM101 243H102V242H101ZM104 243H105V242H104ZM104 243H102V245H103ZM109 243H110V242H109ZM122 243H117V242H116V244H117L118 246H119V244H122ZM145 243H146V242H145ZM145 243H143V244H144L146 247H147L146 244H148V245L151 244V242L146 243V244H145ZM159 243H160V242H159ZM166 243H167V241H166ZM166 243H165V244H166ZM168 243H171V245H173L172 242H168ZM189 243H190V242H189ZM111 244H112V243H111ZM114 244H115V243H114ZM114 244H113V245H114ZM126 244H128L129 246L132 245V244H130V243H128V242H127ZM140 244H139V242H138V246H140V247H138V246L136 245V246H137V249L141 248V249H139L140 251H139V250L136 251V249H135V251L137 252V253L135 252L136 255H137V254H138V255L141 254V250H142V252L145 251V249H142V247H141L142 245H140ZM155 244H157L159 247H157V245H156V247H155V246L152 245V244L149 245V246H154L155 249H156V251L158 250V251L160 252V255H161L162 252H167V253L169 254L170 251H171L170 249L173 248V246L171 247V245L167 244V245H169V246L171 247V248L169 247L170 249L167 250L166 248H168V247H167V245L164 244L165 247H166L165 249L167 250V251H164V250H165L164 247H163V246L161 247V244L159 245V244H158V241H157V243H155ZM192 244H193V243H192ZM107 245H109V244H107ZM107 245H105V248H106ZM113 245H112V246H113ZM128 245H126V246L128 247V250H129V252L131 253L132 250L134 251V248H132L131 251H130V249H129L130 247H129ZM193 245H194V244H193ZM110 246H111V245H110ZM110 246H109V247H110ZM112 246H111V247H112ZM115 246H116V245H115ZM115 246H114V247H115ZM123 246H125V245L123 244ZM136 246H135V248H136ZM145 246H143V247H145ZM149 246H148L147 248H146V247H145V248H146V250L148 249V251L150 252V254L148 253V255H151V256H152V249H153V251H154V248L149 247ZM178 246H176L177 249H178ZM188 246H189V245H188ZM194 246L198 247V243H196ZM200 246H202V245H200ZM107 247H108V246H107ZM121 247H122V246H121ZM121 247H119L120 250H121ZM131 247H132V246H131ZM133 247H134V246H133ZM184 247H185V248H184ZM116 248H117V247H116ZM119 248H117V249L114 248L113 251H114V250H117V252H118V251H119V250H118ZM124 248H125V247H124ZM158 248H159V249H158ZM160 248H161V249H160ZM162 248H163L164 250L161 252ZM106 249H108V248H106ZM110 249H111V248H110ZM110 249H108V250H110ZM123 250H124V249H123V247H122V251H123ZM125 250H127V248H126ZM169 250H170V251H169ZM148 251H147V252H148ZM158 251H157V252H158ZM168 251H169V252H168ZM172 251H171V252H172ZM190 251H192V250H188L187 252L190 253ZM120 252H121V251H119V253H120ZM138 252H139V253H138ZM147 252H146V251H145V253L143 252L142 255L145 254V256L148 257V258H146V259H149L151 256L149 257V256L147 255ZM159 252H158V253H159ZM173 252H172V253H173ZM197 252H198V250H194V252H193L194 254H191V253H190L191 255H190L189 253H185V254H187V255L189 254L190 256L193 255V256H194V259H197ZM135 253L132 252L131 254L133 255V254H135ZM153 253H155L154 255H158V253H156L155 251H154ZM162 254H164V253H162ZM168 254H164V255H168ZM154 255H153V257H152L153 260H154ZM160 255H158V258L160 257ZM183 255H184V254H183ZM134 256H135V255H134ZM145 256H144V257H145ZM170 256H171V258H170ZM170 256L168 255V257H169L172 261H173L174 259H177V258H178V256L175 258L174 256H176V255H174V254H173L174 259L172 258V255H170ZM185 257H186V256L183 257V258H184V259H183L184 261H185L186 258H187V257H186V258H185ZM198 257H199V256H198ZM202 257H203V256L201 255V258H202ZM155 258H156V257H155ZM158 258H156V260H159ZM164 258H166V260H167V264H169L168 262H172V261H168L167 256L164 257ZM164 258H161V257H160V260L162 259L161 261L164 260V261L166 262V260H165ZM190 258L192 259V257H190ZM143 259H144V258H143ZM150 259H151V258H150ZM150 259H149V260H145V262H146V261L149 262ZM170 259H169V260H170ZM199 259H200V258H199ZM199 259H197V260H199ZM179 260H174L173 263L176 264ZM183 260H182V261H183ZM189 260H190V259H188V261H189ZM192 260H193V259H192ZM200 260H201V259H200ZM200 260H199V261H200ZM161 261H160V262H161ZM176 261H177V262H176ZM180 261H179V262H180ZM184 261H183V262H184ZM186 261H187V260H186ZM186 261H185V262H186ZM194 261H195V260H194ZM183 262H182V263H183ZM185 262H184V263H185ZM190 262H191V260H190ZM162 263H163V262H162ZM187 263H188V262H186L185 264H187ZM196 263H198V261H197ZM200 263H201V262H199V264H200ZM163 264H165V263H163ZM170 264H171V263H170ZM177 264H178V263H177ZM180 264H181V262H180ZM188 264H189V263H188ZM191 264H193V262H192ZM202 264H204V263H202Z\"/></svg>",
  "mask_w": 264,
  "mask_h": 264
},
{
  "label": "snow or ice",
  "instance_id": "obj_3",
  "mask_svg": "<svg viewBox=\"0 0 264 264\" xmlns=\"http://www.w3.org/2000/svg\"><path fill=\"white\" fill-rule=\"evenodd\" d=\"M49 7L50 5L42 3L40 5V10H38V16L43 17L47 15V10ZM88 7H91L92 9L100 8L102 11L105 6L90 5L85 7L83 22L91 25L92 21L88 16ZM185 7L189 9H201L209 6L199 3V0H191L189 4L185 5ZM93 15L96 17L97 23L100 26L108 27L109 25H111V29L113 32H115L117 27L119 26V20L115 16L109 17L107 15H97L95 11L93 12ZM211 18L215 20L214 16H212ZM192 19H194L196 24H202V20L199 16L193 17ZM10 27L11 26L6 22L5 18L0 15V31H6ZM37 69L40 73L43 74L44 78L48 82V88L43 97L38 101L37 107H39L41 103H46L53 99L57 102H61L62 100L75 95L77 91V85L74 82L69 83L68 77L61 73V62L58 58L55 61L49 60L47 64H45L43 61L38 60L35 64H30L29 66L20 69L15 73L10 72L4 65H0V90L8 87L9 81H11L12 84H21L25 88L32 87L35 82L34 77ZM54 83L58 86L55 90L52 89V85ZM242 87L255 89L257 87V82L253 81L251 76L249 75L247 83L242 84ZM258 88L260 91L261 100L264 101V76L259 79ZM80 90H82V88H80ZM75 140L78 142L81 148V155L84 158H87L86 156H84L85 152L96 150L95 146L92 149L88 148L87 143L84 142L83 135L75 137ZM0 264H24V262L9 258L7 260L0 261ZM210 264H216V262L213 261L210 262ZM229 264H235V262H229Z\"/></svg>",
  "mask_w": 264,
  "mask_h": 264
},
{
  "label": "crops",
  "instance_id": "obj_4",
  "mask_svg": "<svg viewBox=\"0 0 264 264\" xmlns=\"http://www.w3.org/2000/svg\"><path fill=\"white\" fill-rule=\"evenodd\" d=\"M60 1L61 0H0V15H2L6 22L11 26L8 30L6 31H0V42L1 40L4 42H6L7 46L11 44L12 39L11 37L13 36V34H16V32H19V31H24V30H29V29H32L34 26H36L40 20L42 19V17H39L38 16V10H40V5L42 3H46L48 5L51 4V6L53 7H57L58 4L60 5ZM82 1V0H81ZM80 0H71V4H69V6L67 5L61 12H59L58 14H55L54 16H52L51 18H49V20L44 24L42 25L40 28H37L36 31L34 30L33 32L34 33H31L27 38H25V40L23 39L22 41H20V43H16L17 41H15V44L17 45H14L12 47V50H8L7 51H2L5 53V54H2V56L0 57V61L2 60V62H0V65H2L1 63H5V62H9L11 61L12 59L15 58V56L17 55L16 53H18L19 55V50H22L25 52L26 49L25 47H23L25 44H27L28 42H31V40H33L41 31L43 28H45L48 24H50L51 22H53L54 20L57 19V17H61V16H65V14L68 12V9L70 10V7L78 2H81ZM58 2V3H57ZM83 2V1H82ZM33 3V4H32ZM8 4V5H7ZM50 6V7H51ZM49 7V8H50ZM19 10V11H18ZM17 11V12H16ZM66 17V16H65ZM64 19V18H63ZM62 19V20H63ZM63 22V21H62ZM27 25V27H26ZM40 30V31H39ZM36 32V34H35ZM33 34V35H32ZM36 35V36H35ZM6 36V37H5ZM31 36V37H30ZM34 36V37H33ZM3 37V38H2ZM6 39V40H4ZM31 39V40H30ZM77 39V38H76ZM10 40V42L8 41ZM27 40V41H26ZM29 40V41H28ZM8 41V42H7ZM3 42H1L0 46L3 45ZM19 42V41H18ZM14 43V42H13ZM12 43V44H13ZM11 44V46H12ZM19 45V46H18ZM22 45V46H20ZM6 46V45H4ZM42 47V46H41ZM4 48H7V47H3ZM10 48V47H9ZM27 48V47H26ZM25 49V50H24ZM44 49V48H43ZM43 49L41 52H43ZM0 50V52H1ZM18 50V51H17ZM46 50V49H45ZM21 52L24 53V52ZM14 52V53H12ZM16 52V53H15ZM40 52V53H41ZM45 52V51H44ZM43 52V53H44ZM47 52V50H46ZM2 53V52H1ZM0 53V54H1ZM40 53L38 52V54L40 55ZM10 54V55H9ZM15 54V55H14ZM25 54V53H24ZM36 55V56H39V55ZM42 54V53H41ZM45 54V53H44ZM44 54H43V57L42 55H40L39 57L40 58H44ZM6 55V56H5ZM8 55V56H7ZM12 55V56H11ZM14 56V58H13ZM22 56H24L22 54ZM26 56V54H25ZM25 56L22 57L24 59H17V60H26L25 59ZM34 56V57H36ZM4 57V58H3ZM12 57V58H11ZM18 57H21L20 56H16V58ZM11 58V59H10ZM15 58V59H16ZM27 58V56H26ZM38 57H36L37 59ZM47 58V57H46ZM45 58V59H46ZM7 60V61H5ZM28 60H32L31 58L28 59ZM34 60V59H33ZM6 64V63H5ZM3 64V65H5Z\"/></svg>",
  "mask_w": 264,
  "mask_h": 264
}]
</instances>
